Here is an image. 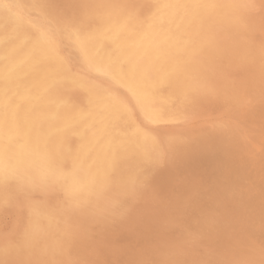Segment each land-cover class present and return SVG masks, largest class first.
<instances>
[{
  "label": "rangeland",
  "instance_id": "1",
  "mask_svg": "<svg viewBox=\"0 0 264 264\" xmlns=\"http://www.w3.org/2000/svg\"><path fill=\"white\" fill-rule=\"evenodd\" d=\"M65 1L64 0H42V1L41 0H3V1L0 0V13H1L0 19L2 20V21L0 20V27L7 25V24H9L8 26H11V25L12 26H14V25L19 26L21 29L25 30V32L28 33L27 36L33 37V35H34L33 38H36L37 41L41 45L53 47V49L55 51V55H56V59H55L56 61L51 62L53 64H52V68H51L52 69L51 73L49 75L50 81H49L48 85L45 87V89L42 91V94H43V96L46 95V96L55 98L57 100V103L59 104V106L61 105L60 107H58L59 109H61V108L63 109L66 105H67V107L75 106V104L77 105V104L82 103V101L87 100V98H86V86L84 84V81H87V83L93 84V85L105 86L106 88H109V90H110L109 92H111L112 94H114V95L118 94L121 98H128L125 95L126 90L123 88V86H125V85H116L114 83H105V81L103 80V78H104L103 73L101 71H100V73L96 72L93 67H90L84 61V58L82 56L81 47H80V45H78V43H79L78 37H81V31L83 30L84 27H85L84 29L88 28V25L89 26H92L93 24L96 25V21H95L93 15H95V14L97 15L98 13H100V18L102 17L103 14H105V15H103V17H108L112 20L114 19L115 22L117 21L116 22L117 28L115 30H118V29L120 31L122 30L120 22L122 20H124V18H125L126 22L128 21L127 23L133 24L136 22V24H137L140 22L137 25L151 27L157 31L159 30L158 31L159 33L165 34L164 36H167V38H171V39L177 38L179 41H181V44L183 43L182 48L184 49V50L181 49V55L183 57L185 56L184 60L190 61V64L188 63L186 65V68H185L188 70L187 72L190 71L188 74L189 76H188V82H187L190 84L186 85V87H187V88H185L186 90L183 91L179 97L181 99L185 98L184 102L181 99H180V101H181L180 102L179 98L176 99L177 101L175 100L174 103L172 104L173 109H171V110L173 112H171V116L169 118L165 117L166 120L164 118L163 121H161L159 123H155V126H154V124H146L145 115L140 113L137 106L134 105L132 102L129 103V105H128L129 108L125 107L124 105L119 106V109H118L119 111L129 114L131 116V118L133 119V122L125 124L124 127L127 130L130 129L133 131L136 130V128L143 129L145 132H147L149 134L150 138L153 141H152V143H149L146 145V150L148 149L147 156L144 157L143 159H141L140 161H138V164H137V162H135V164L133 163V165H135V167L133 165L131 166V168H130V169H132L131 172L124 170V168H122V167L121 168L117 167L115 169L114 168L116 166L115 164H113V165L109 164L110 159H113L115 161V163L117 162V160L113 156V150H116V152L119 150L118 154L121 153V155H119L120 157H118V159L121 160V158H122L123 161H126V159L129 158V154H128L129 151H128L127 146H125V140L121 141L122 143L119 142L118 144L113 142L114 136L117 135V127L121 126V125H117V124L113 125V131H112L113 135L111 136V139H110V145H111L110 147L111 148L110 147L106 148V150L101 154V161L103 163L109 164V172H110L107 174V177H108V178L106 177L107 181L105 179L103 182H101L102 185L100 186L99 192H101L102 194L98 193V195L92 197L91 199L89 198L88 200L87 199L85 200L82 198H76L75 199L73 197H71L72 198L71 199L69 197L71 195L69 193H66L64 187H62V185L59 182L57 183V181H55L54 179H51V178L38 179V181L43 182V183L38 182L37 179H34L33 181H31L29 178H18V179H14V180L9 179L8 180L9 183L6 182V184H4L6 187L4 185H3V187L1 186L0 187V193H1L0 194V200H1L0 201V240H1L0 241V251L2 253V254L0 253L1 254L0 258H2V260L0 259L1 263L5 264V261L7 262V260L9 262V263L7 262L8 264H11V263L12 264H26V262H27V264H29V262L31 264H40V263L44 264L43 260H46L45 264H56L58 261L59 262L57 264H64L63 262H65V264H70V262H72V261L73 262L71 264H73V263L74 264L75 263L80 264V262H83V261H89V262H91V264H260L259 262L261 260H262L261 263H263L264 262V260H263L264 259V257H263L264 256V246H263L264 245V196L262 197V195H264V168H263L264 167V158L262 156H264V152H263V150H264V148H263L264 147V131H263L264 130V128H263L264 127V118L262 119L261 117L264 115V96H262V95H264V92H263V90H264V88H263V86H264V83H263V80H264V73H263L264 72V42H263L264 41V34H263L264 33V31H263V29H264V23H263L264 18H262V17H264V15H263L264 14V1L263 0L262 1L261 0H258V1H255V0H237V1L236 0H233V1L228 0V2H229L228 3L227 0H225V1L224 0H214V1L207 0L210 2V5H209V2L206 3V0H194V2L197 1L198 4H197V2L195 3L196 6L193 9L194 11H192V13H191V10L185 8L183 5H180V4H182L181 0H178L179 2L177 0L176 1L175 0H173V1L169 0L166 3H165L166 0L165 1L164 0H160V1L158 0V2H161V4L158 3L157 0H153V2H151L152 0H150V1L149 0H137V1L136 0H133V1L132 0H108L109 3L107 0H98V1L97 0H83V1L82 0H80V1H78V0H76V1L75 0H65ZM84 1L86 3H84ZM99 1H101L102 3L101 2L99 3ZM113 1H115L117 4ZM147 1H149V2H147ZM223 1H224V3H223ZM238 1H240V2H238ZM90 2H92V3L96 2V3L94 5ZM154 2L157 4H160V5H158L159 7ZM245 2H246V4H245ZM255 2L258 3L257 5H259V6L255 5ZM74 3H75V5H74ZM79 3H81V4H79ZM126 3H127V6L125 5ZM131 3H132V5H130ZM241 3H242V5H241ZM247 3H248V5H247ZM97 4H99L100 6ZM105 4H106V6H105ZM107 4L109 7L110 6H112V7L108 8ZM162 4L165 7L172 5L173 8L177 5H179V9H177L178 6L175 7L176 11L173 9V11H175V12H173L171 14L172 16L169 15L168 17H165V19L163 17H160L162 19V21L160 19H158V21L152 20V19H154L153 17H155V18L158 17L157 15H159L160 11L162 10L161 9ZM220 4H222L223 7ZM223 4H225V7ZM237 4H238V6H237ZM249 4H252L255 7L252 5H249ZM103 5H104V7H102ZM115 5H117L116 9L120 8L122 10L123 8H125V9H123L124 11H122L120 14L121 10L117 9V11H116V9H114ZM128 5L130 8L128 7ZM211 5H212V8H211ZM229 5H230V7H229ZM244 5H246L247 8L253 7L254 9L253 10L249 9V12H248L247 11L248 9ZM8 6L13 7L15 10H17V13L14 14L12 12V10H8L9 9ZM42 7H44V9ZM50 7H51V9H50ZM57 7H59L58 8L59 10L57 9ZM88 7H89V9H88ZM98 7H99V9H101V11L98 9ZM126 7H128V8H126ZM201 7H203V8H201ZM259 7H262V9H261L262 11H260V9H258ZM45 8H48V9H45ZM95 8L97 9V11ZM134 8H136V9L134 10ZM182 8H183V10H182ZM220 8H222V9L224 8L223 9L224 11H222V9H220ZM104 9H105V12H104ZM154 9H156V11ZM200 9H201V11H199ZM209 9H211L210 12L208 11ZM231 9H233V11L235 9V11H234L235 14L232 15L233 11ZM241 9H242V11H241ZM257 9H258V11H257ZM68 10H70V12ZM82 10H84V12ZM217 10H218V12H217ZM47 11H48V13H47ZM112 11H114V12H112ZM203 11L205 12V14ZM250 11H252V13H254L256 11L255 16L253 18H252V13H250ZM49 12L51 14H49ZM87 12H89V14ZM91 12H93L92 16H90ZM150 12H153V14ZM180 12H183V13L180 14ZM199 12H200V14H199ZM201 12H203V13H201ZM223 12L226 13V15ZM258 12H260V13L262 12L263 14L262 13L261 14L263 16ZM132 13H134V14H132ZM256 13H258V15ZM47 14H49V15H47ZM106 14H108V16H106ZM112 14H114L115 16H113ZM146 14H148L149 16H146ZM178 14L181 16H178ZM78 15L82 18V19L80 18V21H79ZM118 15H119L120 19H122V20L119 19ZM218 15L219 16L221 15V17H219ZM235 15H237V16H235ZM244 15L246 16V18ZM3 16H4V18H3ZM57 17H58V19H57ZM115 17H118V18H116V20H115ZM130 17H132V18H130ZM136 17H137V21H136ZM191 17H193V18H191ZM215 17H217L219 20L216 19ZM230 17H232L233 20L235 19V21H230V20H232V18H230ZM243 17L245 19H243ZM102 18L100 20L101 24H102ZM227 18H230L229 21ZM238 18H239V21H241V22H238ZM254 18H255V20H257L259 18L258 22L256 21L257 24L254 23L255 22ZM34 19H36L39 23H37V21ZM69 19L72 22H69L70 21ZM90 19L92 21H89ZM148 19H150V20H148ZM209 19L210 20L212 19L213 22L210 21ZM132 20H135V21H132ZM195 20L197 23L195 22ZM25 21H27V22H25ZM74 21H76V22H74ZM214 21H217V22L214 23ZM148 22H149V24H148ZM81 23H82V25H81ZM154 23H155V25H157L156 26L157 29L154 26ZM246 23H249V25ZM258 23L261 26H259ZM101 24H100V26H101ZM145 24H147V25H145ZM203 24H205V25H203ZM72 25L73 26L76 25L75 27L77 29L75 27H73ZM162 25H163V27H159ZM164 25L166 28L164 27ZM181 25H183L184 27ZM223 25L225 26V28H223L224 27ZM167 26H169L170 28L168 27V29H167ZM180 26L182 27V29L180 28ZM186 26H188V27L186 28ZM210 26H211V28H210ZM217 26H219V27H217ZM259 27L261 28V30L259 29ZM29 29H30V31H26ZM206 29L208 30V33H207ZM257 29H259V30H257ZM180 30H182V31H180ZM250 30H251V32H250ZM205 31H206V33H205ZM217 31L218 32L220 31L221 35H220V32L218 33ZM261 31H263V32L261 33ZM122 32H124V33L127 32V34L126 33L125 34L128 37L123 33V35L126 39L125 41H128V39L129 40L132 39V35H131L132 31L124 29V30H122ZM211 33L212 34L214 33V34L212 35ZM223 33L224 34L227 33L226 34L227 37L224 36ZM207 34H210V35L207 36ZM236 34H237V36H236ZM242 34H243V36H242ZM185 35H188L189 37H187ZM0 36H1L0 37V50L2 51V52L0 51V64L5 65L6 63H8L10 56L3 49L7 47V43L10 40H9V37L6 38L5 35H0ZM200 36H201V38H199ZM197 37H198V39H197ZM210 37H211V39H210ZM248 37H249V39H248ZM205 38H207V41ZM217 38H220L221 40L224 39V40L221 41L220 39H217ZM182 39H183V42H182ZM201 39H203V41ZM225 41H227V43ZM252 41H253V43H252ZM199 42H200V44H199ZM210 42H211V44H210ZM196 43H198V44L196 45ZM4 44H5V46H4ZM193 45L195 46L194 47L195 50L193 49ZM206 45H207V47H206ZM225 45H227V47ZM196 46H197V49H196ZM199 46H201V47H199ZM213 46L215 48H212ZM217 46H219V47H217ZM189 48H191V49H189ZM227 48H229V49H227ZM201 50H203L204 52ZM4 51H5V53H4ZM113 51H115V48H113V47L112 48L110 47L107 49L108 60L111 63L115 61L114 57H116V56H114V55H116L115 54L116 51L115 52H113ZM186 51L188 54L186 53ZM112 52H113V54H112ZM190 52L192 54L194 53L192 55L193 59L190 57V54H191ZM186 55H188V57ZM205 56H207V57H205ZM234 56H235V58H234ZM254 56H256V57H254ZM143 58H145L144 55H143ZM191 59L194 62H192ZM202 59L204 61L206 60V62H204ZM225 60H226V62H225ZM135 61L136 60L128 61L129 64H127V65H129L130 69H132V70L138 69L140 67V63L142 62V61L141 62L140 61L135 62ZM212 61H215V62H212ZM229 61L230 62L232 61V63H230ZM234 61H236V64L234 63ZM196 62H198V64ZM203 63L205 65H207L208 67L205 66ZM192 64H195L197 68L193 69L194 67L192 66ZM201 64H203L204 67H202ZM188 65L190 67H188ZM40 66H41V62H37V63L35 62L32 65V69L35 71H38L40 69L39 68ZM58 66H59V68H58ZM121 67H122V69H121L122 74L125 72L124 69L129 68V67L125 68L124 66H121ZM213 67H214V69H213ZM225 67H228V68H225ZM199 68H201V69H199ZM204 68L206 69V71ZM208 68H209V70H207ZM223 68H224V70H223ZM255 69L257 71H255ZM191 70L193 71V73L191 72ZM194 70H196V71H194ZM219 71H222L221 72L222 75L219 73ZM210 72L211 73L213 72V75ZM215 72H218L219 75H217V73L215 74ZM7 74L8 75L6 77H4V76H2V78L0 77V92H1V94H4L5 98H7L9 96V91H8L9 89L3 88V86H1V85H3L2 83H3L4 78L10 79V80L12 79L13 82L18 81L17 83H19V82L21 83L20 75L12 73V71H8ZM63 74H64V76H63ZM255 75H256V77H255ZM257 75H258V77H257ZM200 76H202V77H200ZM216 76L218 78H216ZM220 76L222 79L220 78ZM260 76H262L263 79H261ZM239 77L242 79L243 83L241 82V79ZM194 78L197 79L198 81H195ZM204 78H206V79H204ZM213 78H215V79H213ZM258 78L261 79L262 81L261 80L259 81ZM147 79H151L150 74L148 75ZM218 79H220L221 81H219ZM223 79H224V81H222ZM235 79H237V80H235ZM249 80H251V81H249ZM203 81L205 83L206 88L204 86ZM199 82L202 86L199 84ZM210 82L213 84H210ZM220 82H222L223 84L222 83L220 84ZM224 82L227 84L229 83L228 86ZM246 82H247V84H246ZM251 82L254 84H251ZM241 83H242V85H241ZM255 83L257 86L255 85ZM64 84H66V85H64ZM196 85L197 86L199 85V87H197ZM210 85H212V87ZM234 85H236V86H234ZM215 86L216 87L218 86V88H216ZM241 86H242V88H241ZM231 87H232V89H231ZM211 88H213V90ZM30 89H31V87H29L28 89L24 88L23 94L20 98L16 97L20 93L19 90L14 91L10 95L11 96L10 101H13L16 105H18V111L16 113L17 115H19L22 112H25L22 114L25 115L26 117H29L33 114V112H34L33 106L26 105L28 100H29V92L31 91ZM54 89H55V91H54ZM192 89L196 92H194ZM209 89H211V91ZM51 90H53V91H51ZM197 90H198V93H197ZM199 90H200V92H199ZM215 90H216L217 96H216ZM227 90L228 91L230 90L229 93ZM238 90H239V92H241L239 95H237ZM190 91H192V92H190ZM212 91H213V93H212ZM221 91H222L223 95L221 94ZM244 91L246 92V94ZM247 91L249 92V94ZM257 91L258 92L262 91L263 93H257ZM63 92H64V94L66 93L67 95L65 94V96H63L64 95ZM201 92H203L202 94H204L202 98L200 97V96H202V94H199ZM26 93H27V95H25ZM192 93L194 95L195 94L196 95L193 96ZM226 94H228V95H226ZM253 94H257V95H253ZM260 94H261V96H260ZM207 95L209 97H204ZM210 95H212L211 98H210ZM218 95H220V96H218ZM234 95L237 97H235ZM57 96L60 97L59 98L60 100L58 99ZM183 96H185V97H183ZM188 96H190V97H188ZM225 96H226L227 100H225ZM248 96H250V98ZM215 97L217 99H219V101L216 100ZM233 97H234V99H233ZM220 98H222L221 99L222 101L220 100ZM200 99H201V101H200ZM207 99L209 101H206ZM210 99H212V100H210ZM223 99H224V101H223ZM243 99H244V101H243ZM247 99L250 101L245 102V101H247ZM251 99H254V101ZM234 101H236L237 103ZM185 102L189 103V105ZM224 102H226L230 106H228L226 103L223 104ZM231 102L233 103V105L231 104ZM196 103H198V104L195 107ZM202 103H203V105H201ZM235 103H236V105H235ZM176 104H178V105H176ZM181 104H182V106H181ZM25 105H26V107H25ZM187 106H189V107H187ZM174 107H175V109H174ZM197 107L200 111L197 109ZM228 108L231 110L228 111L229 110ZM232 108H233V110H232ZM261 108H263V109H261ZM176 109L178 110L179 113L177 112ZM196 110H197V112H196ZM249 110H251L252 114L249 112ZM19 111H20V113H19ZM104 111L105 110L103 109L101 111V113ZM259 111H260V114H259ZM181 112H183L185 115L182 114ZM193 112H195V113H193ZM253 112L254 113L256 112V113L253 114ZM190 113H191V115H190ZM249 113L253 116H251ZM180 114H182L181 116L183 118L180 116ZM195 114L197 115V117ZM236 114H237V116H236ZM243 116H245V117H243ZM258 117H260L261 120ZM185 118L187 120H185ZM176 119L181 120L182 122H184V121L185 122L182 123L180 121L181 122V125H180V122L179 121L177 122ZM188 119L189 120L191 119V120L188 121ZM252 119H254V120H252ZM245 120H247V121H245ZM164 121H165V123H164ZM185 123H187V125ZM43 126H44L43 123L39 122V123L31 124L30 127L32 129L37 130L38 132L42 133ZM186 130L188 132H186ZM250 131L252 133H250ZM93 132H94V129H92L88 134H91ZM190 132H191V134H190ZM213 132L216 134H214ZM224 132L227 134H225ZM66 133L69 134V130H67ZM233 135H235V136H233ZM162 136H164L165 138H162ZM172 136H175V137L177 136V137H176V139H174L175 137H172ZM181 136L184 138L180 139ZM157 138H159V139H157ZM225 138H226V140H225ZM168 139H170V140H168ZM183 139H185L186 141ZM188 139H189V142H188ZM202 139L204 142L202 141ZM229 139H231V140H229ZM256 139H258V140H256ZM159 140H160V142H159ZM252 140H254V141H252ZM163 142L166 144H164ZM190 142H192V143H190ZM194 142H195V144H194ZM232 142H233V144H232ZM236 143H237V145H235ZM70 144H71V146H70ZM151 144H152V147H149ZM199 144L202 146H200ZM213 144H215V146ZM61 145L63 146L62 148H64V149L67 146L69 148L70 152L73 150L71 152V153H73L77 148H79L82 145H85V143L83 142L81 135H72V136L67 135V137L65 136V139H62ZM154 145H156V146H154ZM160 145H162V147ZM164 146L167 147V151H165L166 147L163 148ZM171 146L173 149H169V148H171ZM247 146H249V148H247ZM48 147H49V149H51L50 144L48 146H46L47 150H49ZM188 147H190V148H188ZM177 148L179 150H177ZM64 149H62V150H64ZM185 149H186V151H185ZM232 149H234V151ZM170 150H171V152H169ZM122 151H124V152H122ZM189 151H191L192 153L191 152L189 153ZM180 152L182 154H180ZM158 153L159 154L162 153L161 156H159ZM176 153H177V156H176ZM250 153L251 154L253 153V154L251 155ZM123 154H125V155H123ZM151 154H152V156H151ZM167 154H169V155H167ZM68 156L69 155L66 154L64 161H61V163H60L61 168H64L66 170L69 168V166L67 168V165L70 164V163L68 164L69 161H66V160H68V158H67ZM126 156H128V158ZM167 156H169L168 157L169 159L165 158ZM214 156H216L215 159H214ZM106 157H107V159H106ZM108 157H110V158H108ZM147 157L152 158V159H147ZM218 157H219V159H218ZM153 158L154 159L156 158L157 160H154ZM223 158H225V159H223ZM146 159H147V161H146ZM164 159H165V161H164ZM167 159L170 160V162ZM176 160H177V162H176ZM254 160H256V161H254ZM148 161H149V163H148ZM251 161H253V162H251ZM159 162H161V163L159 164ZM168 162H169V165L166 164ZM250 162L253 164L251 165ZM187 163H189V164H187ZM248 163H250V164H248ZM143 164H144L145 168H147V171L144 168V166H142ZM147 164H149L151 166H149ZM153 164H155V166ZM256 164L258 165L257 167H255ZM184 165L185 166L187 165L186 166L187 168ZM164 166H166L165 168L167 170L162 168ZM217 166H218V168H217ZM168 167H170V168H168ZM213 167H215V168H213ZM221 167L223 170H225V172L221 169ZM141 168L143 170H141ZM157 168H159V169H157ZM161 168H162V170H161ZM114 169H115V171H114ZM216 169L218 170L217 172H216ZM138 171H139V173H138ZM230 171H231V173H230ZM242 171H243V173H242ZM149 172L152 175H150ZM155 172H157V173H155ZM236 172H237L238 176L236 175ZM112 173L114 175H111ZM154 173H155V176H154ZM239 173H240V175H239ZM128 174H130V175H128ZM133 174H135V175H133ZM253 174H255V175H253ZM119 175L123 178V180L121 177H119ZM225 175L227 176V178L225 177ZM136 176L138 178L140 176V178H139L140 180ZM228 176H229V178H228ZM109 177L112 179H109ZM134 177H136L137 179ZM234 177H235V179H234ZM118 179H119V181H118ZM145 179H147V180H145ZM256 179H257V181H256ZM19 180H21V182H19ZM27 180L29 181V183ZM35 180H36V182H35ZM131 180L135 181V182H132ZM238 180H242V181H238ZM243 180H245V182ZM45 181L49 182L50 184L46 183ZM121 181L123 184L121 183ZM139 181L140 182L143 181V183L141 182L143 185H141ZM223 181L226 183H224ZM145 182L147 183V187H146ZM148 182H149V185H148ZM213 182H215V184H213ZM221 182L223 185L221 184ZM259 182L262 186H260ZM12 183H14L15 185H13ZM32 183H33V185H32ZM124 183L127 185H125ZM129 184H131V185H129ZM136 184H138V185H136ZM226 184L229 186H227ZM256 184L258 185V187ZM7 185L11 186V188L8 187ZM20 185H22V186H20ZM23 185H24V187H23ZM25 185H26V187H25ZM110 185H112V186H110ZM34 186H36V187H34ZM37 186L40 188H38ZM131 186H132V188H130ZM138 186L144 190H142V189L140 190ZM226 186H227V188H226ZM137 187H138V189H137ZM229 187H230V190H229ZM4 188L6 190H4ZM42 188H43V190H42ZM120 188L121 189L123 188V189L121 190ZM145 188H146V190H145ZM224 188H226V189H224ZM13 189H15L14 192H13ZM63 189H64V191H63ZM125 189H126V191H125ZM127 189L128 190L130 189L129 190L130 192ZM134 189L136 190V193L138 192L139 194H136ZM9 190H12V191H9ZM58 190H59V192H58ZM239 191H241L242 193ZM116 192H117V194H116ZM131 193H133L132 196H134V197L131 196ZM143 193H144V195H142ZM23 194H24V197H23ZM121 194H122V196H121ZM118 195H120V196H118ZM137 195H139V196L137 197ZM26 196L29 198H26ZM64 196H66L67 198ZM234 196L236 198H232ZM253 196L254 197L256 196V197L254 198ZM65 198L68 200H66ZM22 199H23L24 203H23ZM81 199H82V201H81ZM77 200L80 202V204L75 203L76 204L75 205L73 202L74 201L78 202ZM25 201H27V202H25ZM32 201H33V203H32ZM58 201H59V203H58ZM71 201H73V202H71ZM27 204H28V206H27ZM66 204H68V205H66ZM70 204H72V206ZM34 206H35V208H34ZM66 206H67V208H65ZM220 207H222V209ZM232 207H233V209H232ZM234 207H236V208H234ZM63 208H65V209H63ZM259 208H260V210H259ZM52 209H53V211H52ZM90 209H91V211H90ZM118 209H119V211H118ZM212 209H214V210H212ZM22 210H23V212H21ZM43 210H45V211H43ZM82 210H84V211L82 212ZM60 211H62V212H60ZM63 211H65V212L63 213ZM72 211L73 212L75 211L76 213L78 212V215L75 212L73 214ZM80 211H81V213H80ZM87 211L88 212L90 211L89 213H91V214L86 213ZM30 212H33L34 214L30 213ZM84 212L86 213V215ZM245 212H246V215H245ZM37 213H39V214H37ZM53 213H55V214H53ZM65 213H67V214H65ZM82 213L84 216L81 215ZM199 213H201L202 215ZM32 214L34 216H31ZM215 214H216V216H215ZM22 215L26 219L21 217ZM53 215L54 216L57 215L56 219ZM70 215H72V216H70ZM80 215L83 218L80 217ZM88 215H90V216H88ZM222 215H224V217ZM45 216H47V217H45ZM76 216H77V218H76ZM94 216H95V218H94ZM96 217H98V219H96ZM199 217H200V219H199ZM39 218L40 219L43 218L46 221L45 220L42 221V219H41V221H39L40 220ZM62 219H64V220H62ZM99 219H101L103 222ZM198 219H199V221H198ZM81 220H82V222H76V221H81ZM212 220H213V222H212ZM230 220H231V222H230ZM37 221H38V225H37ZM47 221H48V223H47ZM61 221L66 226H64V224H62ZM92 221L95 222L93 225L91 224ZM83 222H85V224ZM35 223H36V225H35ZM52 223H55L54 226L56 228L52 225ZM81 223H83V224H81ZM32 224H34V225H32ZM77 224H79V225H77ZM26 225H28V226H26ZM45 225H47L46 228H45ZM69 225H71V226H69ZM237 225H239V226H237ZM62 226H63V228H62ZM83 226H85V227L83 228ZM215 226H217V227H215ZM228 226H230V227L227 228ZM52 227H54V228H52ZM74 227H76V228H74ZM66 228L67 229L69 228V229L66 230ZM206 228H208L209 230ZM219 228H220V230H219ZM32 229L34 231H32ZM213 229H214V231H213ZM234 229H235V231H234ZM244 229H245V231L242 232ZM27 230L29 232L31 231L30 235L28 234L29 232ZM59 230H62L63 232L59 231ZM19 231H20V233H19ZM22 231H23V233H22ZM36 232L40 233V235L35 234ZM66 232H67V234H66ZM49 233L52 235H50ZM235 233H236V235H235ZM77 234L78 235L80 234L79 237ZM238 234L240 236H238ZM14 235H16L17 237ZM62 235H63V237H61ZM83 235H85V237ZM36 237H37V240H36L37 242H35V240H33V238L36 239ZM51 237H53V238L51 239ZM27 238H29V240ZM46 238H47V240H46ZM55 238H57V239H55ZM86 238H88V239H86ZM240 238L242 240L243 239L244 240L242 241ZM70 239H71V242H70ZM23 240H25L26 243ZM63 240H64V242H63ZM29 241H31V242L33 241L32 243H36L37 245L32 244L31 242L29 244ZM78 241H79V243L81 242L82 244H79ZM5 242H8V243L10 242L11 244L13 243L12 247H11L10 243H9L10 247H8V243H5ZM51 242H53V243H51ZM85 242L87 244V245H85L86 247H84V245H83V244H85ZM45 243H48V244H45ZM73 243H74V245H73ZM6 244H7V246H6ZM27 244H29L30 246ZM60 244L62 245V247L60 246ZM66 244H68V245H66ZM23 245L25 247H28V248H25ZM50 246H52V248ZM245 247H246V249H245ZM5 248H7L8 250L7 249L5 250ZM23 248L26 250H24ZM29 248L31 249V251H28ZM66 248H68V250ZM79 248H81V249H79ZM90 248H91V250H90ZM254 248H255V250L257 248V250L254 251ZM50 249H52V251H50ZM65 249L67 252L65 251ZM23 250L26 252H24ZM38 250L40 251V253H38L39 252ZM54 250H57L58 252L57 251L54 252ZM87 250H89V251H87ZM244 250L249 251V252L245 253L246 251L244 252ZM3 251H6V252H3ZM97 251H99L100 253ZM27 252H28V254H27ZM61 252L63 253V255ZM252 252H253V254H252ZM4 253H5V256H4ZM14 253L15 254L17 253V254L15 255ZM34 253L35 254L37 253L36 254L37 256ZM79 253H80V255H79ZM6 254H8V255H6ZM33 254H34V256H33ZM24 255H26V262L22 263L21 261L25 260ZM41 256H43V257L41 258ZM52 256L54 257L55 260L51 259V258H53ZM80 256H82L83 261H81ZM5 257L7 258V260ZM22 257H24V258H22ZM63 257L67 258L68 261L66 259H64ZM234 257H236V258H234ZM246 257H247V260H245ZM59 258H62V260ZM84 258H86V259H84ZM239 258H241V259H239ZM27 259H29V260H27ZM48 259H50V260H48ZM9 260L10 261L13 260V261L10 262ZM32 260H34V262ZM200 260H202V261L199 262ZM18 261H20V262H18ZM42 261H43V263H42ZM203 261H204V263H203ZM243 261H245V262H243Z\"/></svg>",
  "mask_w": 264,
  "mask_h": 264
},
{
  "label": "bare ground",
  "instance_id": "2",
  "mask_svg": "<svg viewBox=\"0 0 264 264\" xmlns=\"http://www.w3.org/2000/svg\"><path fill=\"white\" fill-rule=\"evenodd\" d=\"M3 1V0H2ZM42 1V0H41ZM65 1V0H64ZM76 1V0H75ZM78 1H80V0H78ZM83 1V0H82ZM98 1V0H97ZM108 1V0H107ZM106 1V2H107ZM133 1V0H132ZM137 1V0H136ZM150 1V0H149ZM149 1H147V2H149ZM160 1V0H159ZM165 1V0H164ZM167 1H169V0H166L165 1V3L167 2ZM170 1H173V0H170ZM176 1V0H175ZM178 1V0H177ZM182 2V4H180V5H183L185 8H187V9H189V10H191V13H192V11H194L193 9L195 8V3L197 2H194V0H181ZM212 1H214V0H212ZM211 1V2H212ZM225 1V0H224ZM224 1H223V3H224ZM233 1V0H232ZM237 1V0H236ZM255 1H258V0H255ZM262 1V0H261ZM264 1V0H263ZM47 2V1H46ZM49 2V1H48ZM58 2V1H57ZM66 2V1H65ZM70 2V1H69ZM94 2V1H93ZM101 1H99V3H100ZM111 2V1H110ZM113 2H115V1H113ZM119 2V1H118ZM130 2V1H129ZM135 2V1H134ZM146 2V3H147ZM151 2H153V0L151 1ZM157 2H158V0H157ZM179 2V1H178ZM205 2V1H204ZM209 1H207L206 0V3H208ZM220 2V1H219ZM227 2H228V0H227ZM238 2H240V1H238ZM237 2V3H238ZM251 2V1H250ZM2 3V2H1ZM17 3V2H16ZM35 3V2H34ZM72 3V2H71ZM84 3H86L85 1H84ZM90 3H92V2H90ZM96 3V2H95ZM95 3H92V4H94L95 5ZM102 3V2H101ZM108 3H109V1H108ZM116 3V2H115ZM128 3V2H127ZM127 3L125 4L126 6H127ZM138 3V2H137ZM142 3V2H141ZM155 3V2H154ZM158 3H160L161 4V2H158ZM176 3V2H175ZM229 3V2H228ZM231 3V2H230ZM6 4V3H5ZM42 4V3H41ZM52 4V3H51ZM79 4H81V3H79ZM88 4V3H87ZM86 4V5H87ZM112 4V3H111ZM110 4V5H111ZM114 4V3H113ZM117 4V3H116ZM121 4V3H120ZM155 4H157V3H155ZM160 4H157V6L158 5H160ZM164 4V3H163ZM161 5L162 7H161V11H160V13H159V15H157L158 17L157 18H155V17H153L154 19H152V20H157L158 21V19H160L161 21H162V19L160 18V17H163L164 19H165V17H168L169 15H171L173 12H175L176 11V9H175V7H177L178 6V8L177 9H179V5H177V6H175L174 8H173V6L172 5H169V6H164V5ZM171 4V3H170ZM197 4H198V2H197ZM212 4V3H211ZM227 4V3H226ZM245 4H246V2H245ZM258 3H256L255 2V5H257ZM261 4V3H260ZM9 5V4H8ZM37 5V4H36ZM40 5V4H39ZM49 5V4H48ZM70 5V4H69ZM74 5H75V3H74ZM73 5V6H74ZM97 5H99V4H97ZM102 5V4H101ZM130 5H132V3L130 4ZM150 5V4H149ZM153 5V4H152ZM201 5V4H200ZM207 5V4H206ZM209 5H210V2H209ZM214 5V4H213ZM221 6H222V4H220ZM224 5V7H225V4H223ZM231 5V4H230ZM230 5H229V7H230ZM234 5V4H233ZM241 5H242V3H241ZM247 5H248V3H247ZM249 5H252V4H249ZM263 5V4H262ZM261 5V6H262ZM5 6V5H4ZM16 6V5H15ZM38 6V5H37ZM52 6V5H51ZM100 6V5H99ZM105 6H106V4H105ZM107 6H108V4H107ZM116 6L117 5H115L114 7V9H116ZM121 6V5H120ZM138 6V5H137ZM156 6V7H157ZM237 6H238V4H237ZM245 7H246V5H244ZM252 6H254V5H252ZM257 6H259V5H257ZM69 7V6H68ZM71 7V6H70ZM75 7V6H74ZM86 7V6H85ZM92 7V6H91ZM90 7V8H91ZM96 7V6H95ZM102 7H104V5L102 6ZM110 7H112V6H110ZM109 6H108V8H110ZM128 7H129V5H128ZM128 7H126V8H128ZM142 7V6H141ZM159 7V6H158ZM218 7V6H217ZM223 7V6H222ZM228 7V8H229ZM255 7V6H254ZM8 10H12V12L14 13V14H16L17 13V10H15L13 7H9L8 6ZM43 9H44V7H42ZM41 8V9H42ZM54 8V7H53ZM59 7H57V9H58ZM81 8V7H80ZM83 8V7H82ZM97 8V7H96ZM95 8V9H96ZM106 8V7H105ZM130 8V7H129ZM144 8V7H143ZM201 8H203V7H201ZM211 8H212V5H211ZM233 8V7H232ZM237 8V7H236ZM247 8V7H246ZM45 9H48V8H45ZM50 9H51V7H50ZM55 9V8H54ZM88 9H89V7H88ZM94 9V8H93ZM98 9H99V7H98ZM117 9H120V8H117ZM117 9H116V11H117ZM123 9H125V8H123ZM121 10L120 11V14H121V12L122 11H124V10ZM136 8H134V10H135ZM158 9V8H157ZM173 9L175 10V11H173ZM181 9V8H180ZM220 9H222V8H220ZM224 9V8H223ZM222 9V11H224ZM238 9V8H237ZM236 9V10H237ZM248 10V12H249V9H254L253 7H251V8H247ZM258 9H260V11H262L261 9H262V7H259ZM258 9H257V11H258ZM59 10V9H58ZM67 10V9H66ZM71 10V9H70ZM70 10H68L69 12H70ZM80 10V9H79ZM91 10V9H90ZM89 10V11H90ZM100 11H101V9H99ZM112 10V9H111ZM140 10V9H139ZM152 10V9H151ZM155 11H156V9H154ZM182 10H183V8H182ZM198 10V9H197ZM210 10L211 9H209L208 11L210 12ZM232 11H233V9H231ZM256 10V9H255ZM26 11V10H25ZM49 11V10H48ZM48 11H47V13H48ZM78 11V10H77ZM81 11V10H80ZM83 12H84V10H82ZM95 11V10H94ZM96 11H97V9H96ZM95 11V12H96ZM99 11V12H100ZM115 11V12H116ZM129 11V10H128ZM181 11V10H180ZM199 11H201V9L199 10ZM234 11H235V9H234ZM234 11H233V13H232V15L233 14H235L234 13ZM241 11H242V9H241ZM27 12V11H26ZM104 12H105V9H104ZM111 12V11H110ZM112 12H114V11H112ZM130 12V11H129ZM189 12V11H188ZM196 12V11H195ZM204 12V11H203ZM203 12H201V13H203ZM217 12H218V10H217ZM216 12V13H217ZM227 12V11H226ZM237 12V11H236ZM247 12V13H248ZM256 12V11H255ZM255 12L254 13H252V11H250V13H252V18L255 16ZM63 13V12H62ZM67 13V12H66ZM82 13V12H81ZM88 14H89V12H87ZM92 13L93 12H91L90 13V16H92ZM117 13V12H116ZM125 13V12H124ZM131 13V12H130ZM141 13V12H140ZM149 13V12H148ZM150 13H152L153 14V12H150ZM158 13V12H157ZM181 13H183V12H180V14ZM220 13V12H219ZM224 13V12H223ZM229 13V12H228ZM249 13V14H250ZM258 13H260V12H258ZM258 13H256L257 15H258ZM262 13V12H261ZM260 13V14H261ZM1 14V13H0ZM49 14H51L50 12H49ZM49 14H47V15H49ZM68 14V13H67ZM127 14V13H126ZM132 14H134V13H132ZM177 14V13H176ZM199 14H200V12H199ZM204 14H205V12H204ZM225 15H226V13H224ZM238 14V13H237ZM244 14V13H243ZM254 14V15H253ZM263 14V13H262ZM261 14V15H262ZM74 15V14H73ZM80 15V14H79ZM78 15V16H79ZM83 15V14H82ZM103 15H105V14H103ZM103 15H102V17H103ZM113 16H115L114 14H112ZM111 15V16H112ZM192 15V14H191ZM190 15V16H191ZM209 15V14H208ZM223 15V14H222ZM231 15V16H232ZM260 15V16H261ZM264 15V14H263ZM262 15V16H263ZM6 16V15H5ZM61 16V15H60ZM66 16V15H65ZM69 16V15H68ZM87 16V15H86ZM94 16V19H95V21H96V25H92V26H89L88 25V28H86V29H84L83 28V30L81 31V37H78V45H80V47H81V50H82V56H83V58H84V61L90 66V67H93L94 69H95V71L96 72H98V73H100V71L103 73V75H104V78H103V80L105 81V83H114V84H116V85H125V86H123V88L126 90V92H125V95H126V97H128V98H121L118 94H112L111 92H109L110 90H109V88H106L105 86H101V85H93V84H89V83H87V81H84V84H85V86H86V98H87V100L85 101H82V103H80V104H75V106H69V107H67V105L62 109H59L58 107H60L59 106V104L57 103V100L55 99V98H53V97H49V96H46V95H44L43 96V94H42V91L45 89V87L48 85V83H49V81H50V73H51V68H52V64L53 63H51L52 61H56L55 59H56V55H55V51H54V49H53V47H51V46H44V45H41L38 41H37V39L36 38H33L34 37V35H33V37H29V36H27L28 35V33L27 32H25V30H23V29H21L19 26H8L9 24H7V25H4V26H1L0 27V35H5L6 36V38L7 37H9V42L7 43V47L6 48H4L3 50H5L8 54H9V56H10V58H9V60H8V63H6L5 65H2V64H0V77L2 78V76H4V77H6L8 74V71H12V73H15V74H18V75H20V79H21V83L19 84V83H17V82H13V80L11 79H6V78H4V80H3V85H1V86H3V88H6V89H9L8 91H9V96L7 97V98H5L4 97V94H1V92H0V187L2 186L3 187V185L4 184H6V182H8V180L9 179H11V180H14V179H18V178H29L31 181H33L34 179H37V181H38V179H47V178H51V179H54L55 181H57V183L59 182L61 185H62V187H64V189H65V191H66V193H69L71 196H69L70 198L71 197H73V198H82V199H91L92 197H94V196H96V195H98V193H101V192H99L100 191V186L102 185L101 184V182H103L105 179H106V177H107V174L108 173H110L109 172V164H115L116 166L114 167L115 169L118 167V168H124V170H126V171H128V172H131V170L132 169H130L131 168V166L133 165V163L135 164V162H137V164H138V161H140L141 159H143L144 157H146L147 156V152H148V149L146 150V145L147 144H149V143H152V139L150 138V136H149V134L147 133V132H145L143 129H138V128H136V130H127L125 127H124V125L125 124H128V123H131V122H133V119L131 118V116L129 115V114H127V113H124V112H121V111H119L118 109H119V106L120 105H124L125 107H127V108H129V103L130 102H132L134 105H136L137 106V108H138V110H139V112L140 113H142L143 115H145V120H146V124H154V126H155V123H159V122H161V121H163L164 120V118L166 117H170L171 116V112H173L171 109H173L172 108V104L174 103V101L176 100V99H178L179 97H180V95H181V93L183 92V91H185L186 89L185 88H187L186 87V85H188V84H190V83H187L188 82V74H189V72H187L188 70L187 69H185L186 68V65L189 63L190 64V61H187V60H184V58H185V56L183 57L182 55H181V49H183L182 48V44H181V41H179L177 38H173V39H171V38H167V36H164L165 34H161V33H159L157 30H155V29H153V28H151V27H148V26H140V25H137V24H139V23H137L136 24V22L135 23H127L126 22V20H125V18H124V20H122V19H120V17H119V15H118V17H119V19L120 20H122L120 23H121V27H122V30H124V29H126V30H130V31H132V39L131 40H129L128 39V41H125L126 39H125V37H124V35H123V33L124 32H122V30L120 31L119 29L118 30H115L116 28H117V21L115 22L114 21V19L112 20V19H110V18H108V17H101L102 18V24L100 23V20H101V18H100V13H98L97 15L95 14V15H93ZM106 16H108V14H106ZM117 16V15H116ZM121 16V15H120ZM124 16V15H123ZM127 16V15H126ZM131 16V15H130ZM137 16V15H136ZM140 16V15H139ZM146 16H149L148 14H146ZM172 16V15H171ZM178 16H181V15H179L178 14ZM177 16V17H178ZM199 16V15H198ZM210 16V15H209ZM219 16V15H218ZM217 16V17H218ZM235 16H237V15H235ZM245 16V15H244ZM261 16V17H262ZM62 17V16H61ZM118 17H115V20H116V18H118ZM125 17V16H124ZM145 17V16H144ZM217 17H215L216 19H218ZM219 17H221V15L219 16ZM224 17V16H223ZM258 17V16H257ZM3 18H4V16H3ZM63 18V17H62ZM74 18V17H73ZM77 18V17H76ZM75 18V19H76ZM80 16H79V21H80ZM90 18V17H89ZM130 18H132V17H130ZM142 18V17H141ZM146 18V17H145ZM172 18V17H171ZM184 18V17H183ZM187 18V17H186ZM191 18H193V17H191ZM200 18V17H199ZM230 18H232V17H230ZM230 18H227L228 19V21H229V19ZM241 18V17H240ZM245 18H246V16H245ZM244 17H243V19H245ZM262 18H264V17H262ZM6 19V18H5ZM4 19V20H5ZM57 19H58V17H57ZM74 19V20H75ZM82 19V18H81ZM129 19V18H128ZM127 19V20H128ZM259 19V18H258ZM258 19L257 20H255V18H254V20H255V22L254 23H256V21L258 22ZM1 20V19H0ZM8 20V19H7ZM34 20H36V19H34ZM70 20V19H69ZM118 20V19H117ZM131 20V19H130ZM143 20V19H142ZM148 20H150V19H148ZM151 20V21H152ZM179 20V19H178ZM210 20V19H209ZM208 20V21H209ZM219 20V19H218ZM217 20V21H218ZM225 20V19H224ZM242 20V19H241ZM247 20V19H246ZM250 20V19H249ZM2 21V20H1ZM37 21V20H36ZM89 21H92L91 19L89 20ZM132 21H135V20H132ZM136 21H137V17H136ZM140 21V20H139ZM168 21V20H167ZM177 21V20H176ZM180 21V20H179ZM199 21V20H198ZM210 21H212V19L210 20ZM217 21H214V23L215 22H217ZM227 21V20H226ZM225 21V22H226ZM227 21V22H228ZM230 21H235V19L233 20V18H232V20H230ZM251 21V20H250ZM25 22H27V21H25ZM58 22V21H57ZM69 22H72L71 20L69 21ZM74 22H76V21H74ZM131 22V21H130ZM166 22V21H165ZM181 22V21H180ZM195 22H196V20H195ZM213 22V21H212ZM238 22H241V21H239V18H238ZM245 22V21H244ZM253 22V21H252ZM251 22V23H252ZM260 22V21H259ZM37 23H39L38 21H37ZM41 23V22H40ZM80 23V22H79ZM183 23V22H182ZM188 23V22H187ZM197 23V22H196ZM209 23V22H208ZM236 23V22H235ZM250 23V22H249ZM249 23H246V24H248L249 25ZM264 23V22H263ZM32 24V23H31ZM36 24V23H35ZM61 24V23H60ZM74 24V23H73ZM100 24H101V26H100ZM142 24V23H141ZM148 24H149V22H148ZM169 24V23H168ZM174 24V23H173ZM178 24V23H177ZM199 24V23H198ZM242 24V23H241ZM240 24V25H241ZM244 24V23H243ZM253 24V23H252ZM257 24V23H256ZM259 24V23H258ZM19 25V24H18ZM62 25V24H61ZM81 25H82V23H81ZM86 25V24H85ZM84 25V26H85ZM91 25V24H90ZM145 25H147V24H145ZM187 25V24H186ZM196 25V24H195ZM203 25H205V24H203ZM210 25V24H209ZM221 25V24H220ZM225 25V24H224ZM223 25V26H224ZM232 25V24H231ZM251 25V24H250ZM73 26V25H72ZM76 26V25H75ZM75 26H73V27H75ZM153 26V25H152ZM154 26L156 27L157 25H155V23H154ZM181 26H183V25H181ZM180 26V28L182 29V27ZM230 26V25H229ZM242 26V25H241ZM259 26H261L260 24H259ZM60 27V26H59ZM72 27V28H73ZM87 27V26H86ZM159 27H163V25L162 26H159ZM164 27H165V25H164ZM168 27L169 26H167V29H168ZM184 27V26H183ZM188 26H186V28H187ZM194 27V26H193ZM214 27V26H213ZM217 27H219V26H217ZM221 27V26H220ZM251 27V26H250ZM28 28V27H27ZM26 28V29H27ZM63 28V27H62ZM76 28V27H75ZM74 28V29H75ZM166 28V27H165ZM170 28V27H169ZM196 28V27H195ZM209 28V27H208ZM207 28V29H208ZM210 28H211V26H210ZM223 28H225V26L223 27ZM227 28V27H226ZM239 28V27H238ZM249 28V27H248ZM253 28V27H252ZM258 28V27H257ZM77 29V28H76ZM156 29H157V27H156ZM159 29V28H158ZM205 29V28H204ZM206 29V31H207V33H208V30ZM236 29V28H235ZM256 29V28H255ZM259 29L261 30V28L259 27ZM259 29H257V30H259ZM80 30V29H79ZM222 30V29H221ZM229 30V29H228ZM254 30V29H253ZM26 31H30V29L29 30H26ZM178 31V30H177ZM180 31H182V30H180ZM179 31V32H180ZM187 31V30H186ZM206 31H205V33H206ZM212 31V30H211ZM210 31V32H211ZM215 31V30H214ZM223 31V30H222ZM263 31H264V29H263ZM263 31H261V33L263 32ZM32 32V31H31ZM30 32V33H31ZM69 32V31H68ZM129 32V31H128ZM189 32V31H188ZM209 32V33H210ZM218 32V31H217ZM220 32V31H219ZM218 32V33H219ZM250 32H251V30H250ZM122 33V34H121ZM126 34H127V32H125ZM124 33V34H125ZM32 34V33H31ZM50 34V33H49ZM78 34V33H77ZM80 34V33H79ZM125 34V35H126ZM173 34V33H172ZM187 34V33H186ZM203 34V33H202ZM212 34V33H211ZM214 34V33H213ZM212 34V35H213ZM224 34V33H223ZM227 34V33H226ZM226 34H224V36H226ZM230 34V33H229ZM240 34V33H239ZM264 34V33H263ZM68 35V34H67ZM210 34H207V36H209ZM211 35V36H212ZM220 35H221V32H220ZM255 35V34H254ZM127 36V35H126ZM185 36H187V37H189L188 35H185ZM231 36V35H230ZM236 36H237V34H236ZM235 36V37H236ZM239 36V35H238ZM242 36H243V34H242ZM1 37V36H0ZM128 37V36H127ZM173 37V36H172ZM177 37V36H176ZM186 37V38H187ZM227 37V36H226ZM232 37V36H231ZM241 37V36H240ZM62 38V37H61ZM199 38H201V36L199 37ZM209 38V37H208ZM215 38V37H214ZM222 38V37H221ZM233 38V37H232ZM251 38V37H250ZM258 38V37H257ZM70 39V38H69ZM181 39V38H180ZM184 39V38H183ZM183 39H182V42H183ZM197 39H198V37H197ZM206 39V41H207V38H205ZM210 39H211V37H210ZM217 39H220V38H217ZM231 39V38H230ZM248 39H249V37H248ZM185 40V39H184ZM202 41H203V39H201ZM221 40V39H220ZM222 40H224V39H222ZM221 40V41H222ZM228 40V39H227ZM235 40V39H234ZM233 40V41H234ZM215 41V40H214ZM213 41V42H214ZM220 41V42H221ZM255 41V40H254ZM189 42V41H188ZM226 43H227V41H225ZM242 42V41H241ZM240 42V43H241ZM264 42V41H263ZM205 43V42H204ZM251 43V42H250ZM252 43H253V41H252ZM198 43H196V45H197ZM199 44H200V42H199ZM210 44H211V42H210ZM235 44V43H234ZM51 45V44H50ZM217 45V44H216ZM241 45V44H240ZM263 45V44H262ZM4 46H5V44H4ZM184 46V45H183ZM211 46V45H210ZM226 47H227V45H225ZM3 47V46H2ZM115 48V51H116V55H114V56H116V57H114V62H109V60H108V55H107V49L108 48ZM195 46L193 45V49L195 50V48H194ZM199 47H201V46H199ZM204 47V46H203ZM202 47V48H203ZM206 47H207V45H206ZM217 47H219V46H217ZM209 48V47H208ZM212 48H215L214 46L212 47ZM211 48V49H212ZM189 49H191V48H189ZM196 49H197V46H196ZM200 49V48H199ZM204 49V48H203ZM227 49H229V48H227ZM234 49V48H233ZM184 50V49H183ZM187 50V49H186ZM1 51V50H0ZM5 51H4V53H5ZM115 51H113V52H115ZM188 51V50H187ZM187 51H186V53H187ZM190 51V50H189ZM197 51V50H196ZM201 51H203V50H201ZM227 51V50H226ZM2 52V51H1ZM113 52H112V54H113ZM185 52V51H184ZM194 52V51H193ZM204 52V51H203ZM225 52V51H224ZM223 52V53H224ZM230 52V51H229ZM255 52V51H254ZM191 53V52H190ZM189 53V54H190ZM196 53V52H195ZM199 53V52H198ZM197 53V54H198ZM217 53V52H216ZM109 54V53H108ZM188 54V53H187ZM194 54V53H193ZM192 53L190 54V57L192 58V55H193ZM200 54V53H199ZM227 54V53H226ZM5 55V54H4ZM143 55H144V57L145 58H143ZM184 55V54H183ZM201 55V54H200ZM219 55V54H218ZM223 55V54H222ZM258 55V54H257ZM187 57H188V55H186ZM226 56V55H225ZM230 56V55H229ZM189 57V58H190ZM205 57H207V56H205ZM254 57H256V56H254ZM111 58V57H110ZM215 58V57H214ZM234 58H235V56H234ZM237 58V57H236ZM252 58V57H251ZM188 59V58H187ZM193 59V58H192ZM192 59H191V61H192ZM243 59V58H242ZM131 61V60H136L135 62H137V61H142L141 63H140V67L138 68V69H136V70H132V69H130V67H129V65H127V64H129L128 63V61ZM199 60V59H198ZM203 60V59H202ZM238 60V59H237ZM260 60V59H259ZM204 61V60H203ZM221 61V60H220ZM244 61V60H243ZM37 63V62H41V66L39 67L40 69L38 70V71H35V70H33L32 69V65H33V63ZM192 62H194V61H192ZM204 62H206V60L204 61ZM212 62H215V61H212ZM211 62V63H212ZM225 62H226V60H225ZM230 62V61H229ZM263 62V61H262ZM197 64H198V62H196ZM201 63V62H200ZM217 63V62H216ZM230 63H232V61L230 62ZM234 63L236 64V61H234ZM244 63V62H243ZM258 63V62H257ZM56 64V63H55ZM204 64V63H203ZM203 64H201L202 65V67H204L203 66ZM226 64V63H225ZM224 64V65H225ZM205 65V64H204ZM55 66V65H54ZM53 66V67H54ZM78 66V65H77ZM84 66V65H83ZM121 66H124L125 68L126 67H129V68H126V69H124L125 70V72L122 74V71H121V69H122V67ZM192 66L194 67L193 69H195V68H197L196 67V65L195 64H192ZM205 66H207V65H205ZM214 66V65H213ZM243 66V65H242ZM263 66V65H262ZM188 67H190L189 65H188ZM208 67V66H207ZM219 67V66H218ZM58 68H59V66H58ZM210 68V67H209ZM209 68L207 69V70H209ZM225 68H228V67H225ZM101 69V70H100ZM190 69V68H189ZM199 69H201V68H199ZM205 69V68H204ZM213 69H214V67H213ZM212 69V70H213ZM218 69V68H217ZM230 69V68H229ZM253 69V68H252ZM223 70H224V68H223ZM233 70V69H232ZM241 70V69H240ZM250 70V69H249ZM194 71H196V70H194ZM201 71V70H200ZM199 71V72H200ZM205 71H206V69H205ZM255 71H257L256 69H255ZM191 72L193 73V71L191 70ZM198 72V73H199ZM203 72V71H202ZM222 71H219V73L222 75V73H221ZM197 73V72H196ZM201 73V72H200ZM211 73V72H210ZM217 73V75H219L218 74V72H215V74ZM262 73V72H261ZM264 73V72H263ZM150 74V76H151V79H147V77H148V75ZM208 74V73H207ZM212 75H213V72L211 73ZM214 74V75H215ZM231 74V73H230ZM238 74V73H237ZM259 74V73H258ZM206 75V74H205ZM209 75V74H208ZM61 76V75H60ZM63 76H64V74H63ZM203 76V75H202ZM202 76H200V77H202ZM55 77V76H54ZM58 77V76H57ZM195 77V76H194ZM197 77V76H196ZM209 77V76H208ZM211 77V76H210ZM230 77V76H229ZM255 77H256V75H255ZM257 77H258V75H257ZM198 78V77H197ZM216 78H218L217 76H216ZM220 78H221V76H220ZM240 78V77H239ZM260 78L261 79H263V77L262 76H260ZM192 79V78H191ZM195 79V78H194ZM193 79V80H194ZM199 79V78H198ZM204 79H206V78H204ZM208 79V78H207ZM213 79H215V78H213ZM222 79V78H221ZM227 79V78H226ZM241 79V78H240ZM244 79V78H243ZM248 79V78H247ZM246 79V80H247ZM259 79V78H258ZM261 79H259V81L261 80ZM192 80V81H193ZM219 81H221L220 79H218ZM229 80V79H228ZM227 80V81H228ZM234 80V79H233ZM235 80H237V79H235ZM239 80V79H238ZM255 80V79H254ZM20 81V80H19ZM195 81H198L197 79H195ZM201 81V80H200ZM208 81V80H207ZM206 81V82H207ZM222 81H224V79L222 80ZM232 81V80H231ZM249 81H251V80H249ZM258 81V82H259ZM262 81V80H261ZM202 82V81H201ZM209 82V81H208ZM215 82V81H214ZM217 82V81H216ZM226 82V81H225ZM224 82V83H225ZM241 82H242V79H241ZM203 83H204V81H203ZM218 83V82H217ZM222 82H220V84H221ZM236 83V82H235ZM243 83V82H242ZM242 83H241V85H242ZM257 83V82H256ZM256 83H255V85H256ZM263 83H264V80H263ZM199 84H200V82H199ZM208 84V83H207ZM206 84V85H207ZM210 84H213V83H211L210 82ZM223 84V83H222ZM225 84H227V83H225ZM229 84V83H228ZM228 84H227V86H228ZM246 84H247V82H246ZM245 84V85H246ZM249 84V83H248ZM251 84H254V83H252L251 82ZM22 87H21V86ZM64 85H66V84H64ZM192 85V84H191ZM201 85V84H200ZM233 85V84H232ZM259 85V84H258ZM262 85V84H261ZM69 86V85H68ZM197 86V85H196ZM202 86V85H201ZM204 86H205V83H204ZM211 87H212V85H210ZM234 86H236V85H234ZM249 86V85H248ZM253 86V85H252ZM257 86V85H256ZM21 87V88H20ZM26 88V89H28L29 87H31V91L29 92V100H28V102H27V104L26 105H28V106H33V114L31 115V116H29V117H26L25 115H23L22 113H25V112H22V113H20V111H19V115H17L16 113H17V111H18V105H16L13 101H10V98H11V94L14 92V91H16V90H19L20 91V93H19V95H17L16 97L17 98H20L21 96H22V94H23V91H24V88ZM73 87V86H72ZM193 87V86H192ZM197 87H199V85L197 86ZM196 87V88H197ZM209 87V86H208ZM214 87V86H213ZM216 87V86H215ZM220 87V86H219ZM238 87V86H237ZM250 87V86H249ZM248 87V88H249ZM68 88V87H67ZM205 88H206V86H205ZM216 88H218V86L216 87ZM239 88V87H238ZM241 88H242V86H241ZM240 88V89H241ZM246 88V87H245ZM247 88V89H248ZM263 88H264V86H263ZM189 89V88H188ZM194 89V88H193ZM192 89V90H193ZM212 90H213V88H211ZM211 89H209L210 91H211ZM215 89V88H214ZM231 89H232V87H231ZM250 89V88H249ZM252 89V88H251ZM202 90V89H201ZM220 90V89H219ZM224 90V89H223ZM260 90V89H259ZM263 90V89H262ZM18 91V92H19ZM51 91H53V90H51ZM54 91H55V89H54ZM72 91V90H71ZM194 91V90H193ZM209 91V92H210ZM228 91V90H227ZM230 91V90H229ZM229 91H228V93H229ZM246 91V90H245ZM244 91V92H245ZM249 91V90H248ZM247 91V92H248ZM187 92V91H186ZM185 92V93H186ZM189 92V91H188ZM190 92H192V91H190ZM194 92H196V91H194ZM199 92H200V90H199ZM204 92V91H203ZM203 92H201V93H199V94H202ZM236 92V91H235ZM263 92H264V90H263ZM262 91L261 92H258L257 91V93H263ZM68 93V92H67ZM197 93H198V90H197ZM212 93H213V91H212ZM215 93H216V90H215ZM224 93V92H223ZM241 92H239V90H238V94L237 95H239ZM251 93V92H250ZM254 93V92H253ZM60 94V93H59ZM63 94H64V92H63ZM66 94V93H65ZM65 94L63 95V96H65ZM184 94V93H183ZM187 94V93H186ZM193 94V93H192ZM198 94V95H199ZM207 94V93H206ZM205 94V95H206ZM211 94V93H210ZM221 94H222V91H221ZM245 94H246V92H245ZM248 94H249V92H248ZM7 95V94H6ZM25 95H27V93L25 94ZM61 95V94H60ZM67 95V94H66ZM70 95V94H69ZM189 95V94H188ZM196 95V94H195ZM194 94H193V96H195ZM203 95L204 94H202V96H200L201 98L203 97ZM209 95V94H208ZM204 96V97H209V96ZM215 95V94H214ZM223 95V94H222ZM226 95H228V94H226ZM232 95V94H231ZM230 95V96H231ZM253 95H257V94H253ZM56 96V95H55ZM82 96V95H81ZM186 96V95H185ZM185 96H183V97H185ZM192 96V97H193ZM216 96H217V93H216ZM218 96H220V95H218ZM233 96V95H232ZM235 96V95H234ZM246 96V95H245ZM260 96H261V94H260ZM262 96H264V95H262ZM58 97V96H57ZM56 97V98H57ZM77 97V96H76ZM188 97H190V96H188ZM199 97V96H198ZM199 97V98H200ZM212 97V95H210V98ZM235 97H237V96H235ZM249 98H250V96H248ZM254 97V96H253ZM252 97V98H253ZM259 97V96H258ZM16 98V99H17ZM60 97H58V99H59ZM216 98V97H215ZM214 98V99H215ZM229 98V97H228ZM244 98V97H243ZM73 99V98H72ZM180 99L181 98H179V101H180ZM185 99V98H184ZM184 99H181V100H183V102H184ZM222 98H220V100H221ZM230 99V98H229ZM233 99H234V97H233ZM240 99V98H239ZM255 99V98H254ZM254 99H251V100H253L254 101ZM60 100V99H59ZM83 100V99H82ZM187 100V99H186ZM194 100V99H193ZM205 100V99H204ZM203 100V101H204ZM210 100H212V99H210ZM216 100H218L219 101V99H217L216 98ZM225 100H227L226 99V96H225ZM15 101V100H14ZM79 101V100H78ZM81 101V100H80ZM177 101V100H176ZM188 101V100H187ZM196 101V100H195ZM200 101H201V99H200ZM206 101H209L208 99L206 100ZM222 101V100H221ZM223 101H224V99H223ZM243 101H244V99H243ZM248 101H250V100H248L247 99V101H245V102H248ZM71 102V101H70ZM181 102V101H180ZM199 102V101H198ZM212 102V101H211ZM228 102V101H227ZM234 102H236V101H234ZM240 102V101H239ZM256 102V101H255ZM185 103H187V102H185ZM194 103V102H193ZM192 103V104H193ZM205 103V102H204ZM226 102H224L223 104H225ZM237 103V102H236ZM236 103H235V105H236ZM188 105H189V103H187ZM186 104V105H187ZM198 103H196L195 104V107H196V105H197ZM209 104V103H208ZM217 104V103H216ZM220 104V103H219ZM227 104V103H226ZM231 104L233 105V103L231 102ZM26 105H25V107H26ZM176 105H178V104H176ZM180 105V104H179ZM191 105V104H190ZM201 105H203V103L201 104ZM207 105V104H206ZM228 105V104H227ZM238 105V104H237ZM240 105V104H239ZM250 105V104H249ZM181 106H182V104H181ZM200 106V105H199ZM198 106V107H199ZM205 106V105H204ZM221 106V105H220ZM224 106V105H223ZM228 106H230V105H228ZM227 106V107H228ZM176 107V106H175ZM175 107H174V109H175ZM186 107V106H185ZM187 107H189V106H187ZM194 107V106H193ZM198 107H197V109H198ZM206 107V106H205ZM232 107V106H231ZM238 107V106H237ZM180 108V107H179ZM202 108V107H201ZM234 108V107H233ZM233 108H232V110H233ZM256 108V107H255ZM27 109V108H26ZM105 110L104 112H102L101 113V111L102 110ZM181 109V108H180ZM188 109V108H187ZM195 109V108H194ZM206 109V108H205ZM229 109V108H228ZM227 109V110H228ZM239 109V108H238ZM261 109H263V108H261ZM177 110V109H176ZM199 110V109H198ZM231 109H229L228 111H230ZM182 111V110H181ZM184 111V110H183ZM200 111V110H199ZM227 111V112H228ZM258 111V110H257ZM177 112H178V110H177ZM186 112V111H185ZM196 112H197V110H196ZM249 112L252 114V112H251V110H249ZM262 112V111H261ZM106 113V114H105ZM179 113V112H178ZM182 114H184L183 112H181ZM187 113V112H186ZM193 113H195V112H193ZM249 113V114H250ZM256 113V112H255ZM254 112H253V114H255ZM182 114H180V116L182 115ZM244 114V113H243ZM247 114V113H246ZM250 114V115H251ZM258 114V113H257ZM259 114H260V111H259ZM174 115V114H173ZM185 115V114H184ZM190 115H191V113H190ZM196 115V114H195ZM235 115V114H234ZM262 115V114H261ZM260 115V116H261ZM177 116V115H176ZM179 116V115H178ZM179 116V117H180ZM194 116V115H193ZM192 116V117H193ZM202 116V115H201ZM236 116H237V114H236ZM251 116H253V115H251ZM264 116V115H263ZM261 117L262 119L264 118V117ZM182 117V116H181ZM185 117V116H184ZM187 117V116H186ZM190 117V116H189ZM188 117V118H189ZM196 117H197V115H196ZM243 117H245V116H243ZM166 118H165V120H166ZM178 118V117H177ZM183 118V117H182ZM241 118V117H240ZM258 118H260V117H258ZM261 118H260V120H261ZM173 119V118H172ZM175 119V118H174ZM238 119V118H237ZM242 119V118H241ZM246 119V118H245ZM250 119V118H249ZM257 119V118H256ZM168 120V119H167ZM171 120V119H170ZM177 120V119H176ZM185 120H187L186 118H185ZM191 120V119H190ZM189 119H188V121H190ZM252 120H254V119H252ZM259 120V121H260ZM169 121V120H168ZM180 122L181 120H177V122ZM245 121H247V120H245ZM263 121V120H262ZM39 122H41V123H43V130H42V133L41 132H38L37 130H34V129H32L30 126H31V124H33V123H39ZM182 122V121H181ZM181 122H180V125H181ZM185 122V121H184ZM184 122H182V123H184ZM202 122V121H201ZM164 123H165V121H164ZM252 123V122H251ZM115 124H117V125H121V126H119V127H117V135H115L114 136V138H113V142L114 143H122L121 141H123V140H125V146H127V148H128V151H129V158H128V156H126L128 159H126V161H123L122 160V158H121V160L120 159H118V157H120L119 155H121V153L120 154H118L119 152V150L116 152V150H113V156H114V158L117 160V162L115 163V161L113 160V159H110V163L108 164V163H103L102 161H101V154L106 150V148H108V147H110L111 145H110V139H111V136L113 135V125H115ZM174 124V123H173ZM186 125H187V123H185ZM184 124V125H185ZM244 124V123H243ZM242 125V124H241ZM250 125V124H249ZM36 126V125H35ZM34 126V127H35ZM133 127V126H132ZM176 127V126H175ZM178 127V126H177ZM258 127V126H257ZM224 128V127H223ZM259 128V127H258ZM264 128V127H263ZM92 129H94V132L93 133H91V134H88ZM256 129V128H255ZM67 130H69V134L68 133H66V131ZM248 130V129H247ZM190 131V130H189ZM196 131V130H195ZM214 131V130H213ZM220 131V130H219ZM264 131V130H263ZM186 132H188L187 130H186ZM192 132V131H191ZM191 132H190V134H191ZM226 132V131H225ZM224 132V133H225ZM214 133V132H213ZM250 133H252L251 131H250ZM261 133V132H260ZM66 134V135H65ZM214 134H216V133H214ZM225 134H227V133H225ZM67 135H69V136H72V135H81V137H82V139H83V142L85 143V145H82V146H80L79 148H77L73 153H71L70 151H69V148L66 146V148L64 149V148H62L63 146L61 145V141H62V139H65V136L67 137ZM188 135V134H187ZM165 136V135H164ZM164 136H162V138H165ZM190 136V135H189ZM233 136H235V135H233ZM74 137V136H73ZM72 137V138H73ZM172 137H175V136H172ZM177 137V136H176ZM176 137L174 138V139H176ZM193 137V136H192ZM191 137V138H192ZM224 137V136H223ZM231 137V136H230ZM181 138H184V137H180V139ZM190 138V139H191ZM197 138V137H196ZM203 138V137H202ZM219 138V137H218ZM75 139V138H74ZM157 139H159V138H157ZM171 139V138H170ZM170 139H168V140H170ZM179 139V140H180ZM198 139V138H197ZM243 139V138H242ZM183 140H185V139H183ZM218 140V139H217ZM225 140H226V138H225ZM229 140H231V139H229ZM256 140H258V139H256ZM68 141V140H67ZM81 141V140H80ZM186 141V140H185ZM202 141H203V139H202ZM216 141V140H215ZM237 141V140H236ZM252 141H254V140H252ZM159 142H160V140H159ZM166 142V141H165ZM172 142V141H171ZM177 142V141H176ZM188 142H189V139H188ZM196 142V141H195ZM195 142H194V144H195ZM199 142V141H198ZM197 142V143H198ZM204 142V141H203ZM241 142V141H240ZM259 142V141H258ZM262 142V141H261ZM50 144V148L51 149H49V147H48V149L49 150H47V148H46V146H48L49 144ZM164 143V142H163ZM190 143H192V142H190ZM200 143V142H199ZM249 143V142H248ZM48 144V145H47ZM66 144V143H65ZM64 144V145H65ZM124 144V143H123ZM158 144V143H157ZM161 144V143H160ZM164 144H166V143H164ZM170 144V143H169ZM202 144V143H201ZM232 144H233V142H232ZM231 144V145H232ZM200 145V144H199ZM198 145V146H199ZM214 146H215V144H213ZM212 145V146H213ZM235 145H237V143L235 144ZM234 145V146H235ZM242 145V144H241ZM240 145V146H241ZM258 145V144H257ZM70 146H71V144H70ZM154 146H156V145H154ZM161 147H162V145H160ZM177 146V145H176ZM200 146H202V145H200ZM73 147V146H72ZM149 147H152V144L149 146ZM148 147V148H149ZM159 147V146H158ZM166 146H164L163 148H165ZM195 147V146H194ZM197 147V146H196ZM237 147V146H236ZM242 147V146H241ZM257 147V146H256ZM259 147V146H258ZM262 147V146H261ZM111 148V147H110ZM156 148V147H155ZM162 148V149H163ZM169 148V147H168ZM188 148H190V147H188ZM218 148V147H217ZM221 148V147H220ZM247 148H249V146H247ZM264 148V147H263ZM62 149H64V150H62ZM160 149V148H159ZM161 149V150H162ZM169 149H173L172 148V146H171V148H169ZM183 149V148H182ZM243 149V148H242ZM252 149V148H251ZM152 150V149H151ZM156 150V149H155ZM177 150H179L178 148H177ZM223 150V149H222ZM233 151H234V149H232ZM261 150V149H260ZM127 151V150H126ZM157 151V150H156ZM165 151H167V147H166V150ZM173 151V150H172ZM185 151H186V149H185ZM193 151V150H192ZM237 151V150H236ZM262 151V150H261ZM121 152V151H120ZM122 152H124V151H122ZM169 152H171V150L169 151ZM191 151H189V153H190ZM213 152V151H212ZM244 152V151H243ZM250 152V151H249ZM257 152V151H256ZM263 152H264V150H263ZM111 153V152H110ZM163 153V152H162ZM161 153V154H162ZM187 153V152H186ZM192 153V152H191ZM66 154H68L69 156L67 157L68 158V160H66V161H69L68 162V164L69 165H67V168H68V166H69V168L66 170V169H64V168H61V166H60V163H61V161H64V159H65V157H66ZM109 154V153H108ZM149 154V153H148ZM156 154V153H155ZM159 154V153H158ZM161 154H159V156H161ZM165 154V153H164ZM180 154H182L181 152H180ZM184 154V153H183ZM194 154V153H193ZM214 154V153H213ZM251 154V153H250ZM253 154V153H252ZM251 154V155H252ZM260 154V153H259ZM123 155H125V154H123ZM127 155V154H126ZM167 155H169V154H167ZM174 155V154H173ZM191 155V154H190ZM215 155V154H214ZM108 156V155H107ZM110 156V155H109ZM151 156H152V154H151ZM164 156V155H163ZM172 156V155H171ZM175 156V155H174ZM173 156V157H174ZM176 156H177V153H176ZM188 156V155H187ZM222 156V155H221ZM246 156V155H245ZM169 156H167V157H165V158H168ZM210 157V156H209ZM215 157L216 156H214V159H215ZM247 157V156H246ZM259 157V156H258ZM263 158H264V156H262ZM108 158H110V157H108ZM177 158V157H176ZM179 158V157H178ZM185 158V157H184ZM187 158V157H186ZM237 158V157H236ZM106 159H107V157H106ZM147 159H152V158H149V157H147ZM147 159H146V161H147ZM154 159V158H153ZM163 159V158H162ZM169 159V158H168ZM167 159V160H168ZM206 159V158H205ZM218 159H219V157H218ZM223 159H225V158H223ZM232 159V158H231ZM238 159V158H237ZM246 159V158H245ZM250 159V158H249ZM261 159V158H260ZM259 159V160H260ZM125 160V159H124ZM154 160H157L156 158L154 159ZM159 160V159H158ZM175 160V159H174ZM173 160V161H174ZM258 160V159H257ZM150 161V160H149ZM149 161H148V163H149ZM164 161H165V159H164ZM169 162H170V160H168ZM179 161V160H178ZM244 161V160H243ZM254 161H256V160H254ZM108 162V161H107ZM169 162L168 163H166L167 165H169ZM176 162H177V160H176ZM228 162V161H227ZM230 162V161H229ZM251 162H253V161H251ZM250 162V163H251ZM143 163V162H142ZM155 163V162H154ZM158 163V162H157ZM161 162H159V164H160ZM163 163V162H162ZM236 163V162H235ZM234 163V164H235ZM243 163V162H242ZM245 163V162H244ZM250 163H248V164H250ZM255 163V162H254ZM262 163V162H261ZM158 164V165H159ZM187 164H189V163H187ZM240 164V163H239ZM238 164V165H239ZM247 164V163H246ZM245 164V165H246ZM253 163H251V165H252ZM66 165V164H65ZM147 165H149V164H147ZM154 166H155V164H153ZM164 165V164H163ZM172 165V164H171ZM176 165V164H175ZM225 165V164H224ZM244 165V164H243ZM261 165V164H260ZM134 167H135V165H133ZM142 166H144V164L142 165ZM149 166H151V165H149ZM153 166V167H154ZM185 166V165H184ZM187 166V165H186ZM185 166V167H186ZM258 165L256 164V166L255 167H257ZM157 167V166H156ZM159 167V166H158ZM166 166H164V167H162V168H164L165 170H167L166 168H165ZM171 167V166H170ZM170 167H168V168H170ZM189 167V166H188ZM227 167V166H226ZM247 167V166H246ZM143 168V167H142ZM141 168V170H143ZM144 168H145V166H144ZM151 168V167H150ZM162 168H161V170H162ZM187 168V167H186ZM213 168H215V167H213ZM212 168V169H213ZM217 168H218V166H217ZM238 168V167H237ZM242 168V167H241ZM240 168V169H241ZM245 168V167H244ZM264 168V167H263ZM115 169H114V171H115ZM136 169V168H135ZM146 169V171H147V168H145ZM157 169H159V168H157ZM189 169V168H188ZM187 169V170H188ZM221 169H222V167H221ZM230 169V168H229ZM228 169V170H229ZM259 169V168H258ZM122 170V169H121ZM160 170V171H161ZM223 170V169H222ZM125 171V172H126ZM152 171V170H151ZM218 170L216 169V172H217ZM224 172H225V170H223ZM237 171V170H236ZM261 171V170H260ZM122 172V171H121ZM222 172V171H221ZM246 172V171H245ZM114 173V172H113ZM111 174V175H114V174ZM118 173V172H117ZM137 173V172H136ZM138 173H139V171H138ZM142 173V172H141ZM146 173V172H145ZM150 173V172H149ZM148 173V174H149ZM155 173H157V172H155ZM155 173H154V176H155ZM230 173H231V171H230ZM233 173V172H232ZM242 173H243V171H242ZM120 174V173H119ZM127 174V173H126ZM147 174V175H148ZM217 174V173H216ZM220 174V173H219ZM218 174V175H219ZM229 174V173H228ZM227 174V175H228ZM128 175H130V174H128ZM133 175H135V174H133ZM145 175V174H144ZM146 175V176H147ZM150 175H152L151 173H150ZM149 175V176H150ZM191 175V174H190ZM224 175V174H223ZM236 175H237V172H236ZM239 175H240V173H239ZM245 175V174H244ZM247 175V174H246ZM253 175H255V174H253ZM118 176V175H117ZM220 176V175H219ZM222 176V175H221ZM230 176V175H229ZM229 176H228V178H229ZM238 176V175H237ZM250 176V175H249ZM252 176V175H251ZM119 177H121L120 175H119ZM128 177V176H127ZM137 177V176H136ZM136 177H134V178H136ZM145 177V176H144ZM151 177V176H150ZM217 177V176H216ZM223 177V176H222ZM225 177L227 178V176L225 175ZM224 177V178H225ZM233 177V176H232ZM231 177V178H232ZM257 177V176H256ZM260 177V176H259ZM108 178V177H107ZM118 178V177H117ZM122 178V177H121ZM130 178V177H129ZM138 178V177H137ZM136 178V179H137ZM139 178H140V176H139ZM138 178V179H139ZM146 178V177H145ZM221 178V177H220ZM237 178V177H236ZM50 179V180H51ZM109 179H112V178H110L109 177ZM115 179V178H114ZM126 179V178H125ZM124 179V180H125ZM148 179V178H147ZM147 179H145V180H147ZM191 179V178H190ZM189 179V180H190ZM234 179H235V177H234ZM238 179V178H237ZM236 179V180H237ZM23 180V179H22ZM25 180V179H24ZM49 180V181H50ZM122 180H123V178H122ZM135 180V179H134ZM140 180V179H139ZM192 180V179H191ZM233 180V179H232ZM17 181V180H16ZM28 181V180H27ZM43 181V180H42ZM106 181H107V179H106ZM109 181V180H108ZM117 181V180H116ZM118 181H119V179H118ZM128 181V180H127ZM132 181V180H131ZM136 181V180H135ZM135 181H132V182H135ZM234 181V180H233ZM238 181H242V180H238ZM244 182H245V180H243ZM256 181H257V179H256ZM19 182H21V180H19ZM26 182V181H25ZM35 182H36V180H35ZM38 182H40V181H38ZM46 182V181H45ZM113 182V181H112ZM140 182V181H139ZM142 183H143V181H141ZM140 182V184L141 185H143L142 183ZM187 182V181H186ZM189 182V181H188ZM224 182V181H223ZM228 182V181H227ZM252 182V181H251ZM9 183V182H8ZM28 183H29V181H28ZM40 183H43V182H40ZM46 183H49V182H46ZM110 183V182H109ZM121 183H122V181H121ZM127 183V182H126ZM146 183V182H145ZM219 183V182H218ZM224 183H226V182H224ZM230 183V182H229ZM242 183V182H241ZM13 185H15L14 183H12ZM18 184V183H17ZM27 184V183H26ZM39 184V183H38ZM50 184V183H49ZM59 184V185H60ZM104 184V183H103ZM118 184V183H117ZM123 184V183H122ZM125 184V183H124ZM213 184H215V182H213ZM221 184H222V182H221ZM220 184V185H221ZM251 184V183H250ZM259 184H260V182H259ZM32 185H33V183H32ZM36 185V184H35ZM125 185H127V184H125ZM129 185H131V184H129ZM136 185H138V184H136ZM148 185H149V182H148ZM223 185V184H222ZM227 185V184H226ZM232 185V184H231ZM236 185V184H235ZM234 185V186H235ZM257 185V184H256ZM5 186V185H4ZM8 186V185H7ZM20 186H22V185H20ZM28 186V185H27ZM106 186V185H105ZM110 186H112V185H110ZM116 186V185H115ZM140 186V185H139ZM138 186V187H139ZM227 186H229V185H227ZM227 186H226V188H227ZM260 186H262L261 184H260ZM259 186V187H260ZM6 187V186H5ZM8 187H10L11 188V186H8ZM16 187V186H15ZM23 187H24V185H23ZM25 187H26V185H25ZM34 187H36V186H34ZM38 187V186H37ZM61 187V188H62ZM109 187V186H108ZM127 187V186H126ZM134 187V186H133ZM138 187H137V189H138ZM144 187V186H143ZM146 187H147V183H146ZM188 187V186H187ZM221 187V186H220ZM232 187V186H231ZM257 187H258V185H257ZM18 188V187H17ZM38 188H40V187H38ZM54 188V187H53ZM57 188V187H56ZM55 188V189H56ZM124 188V187H123ZM122 188V189H123ZM128 188V187H127ZM130 188H132V186L130 187ZM226 188H224V189H226ZM3 189V188H2ZM25 189V188H24ZM64 189H63V191H64ZM108 189V188H107ZM121 189V188H120ZM121 189V190H122ZM139 189L141 190L142 188H140L139 187ZM188 189V188H187ZM234 189V188H233ZM232 189V190H233ZM260 189V188H259ZM258 189V190H259ZM4 190H6L5 188H4ZM14 190L15 189H13V192H14ZM20 190V189H19ZM37 190V189H36ZM42 190H43V188H42ZM128 190V189H127ZM130 190V189H129ZM128 190V191H129ZM135 190V189H134ZM142 190H144V189H142ZM145 190H146V188H145ZM190 190V189H189ZM229 190H230V187H229ZM253 190V189H252ZM257 190V191H258ZM8 191V190H7ZM6 191V192H7ZM9 191H12V190H9ZM125 191H126V189H125ZM193 191V190H192ZM191 191V192H192ZM195 191V190H194ZM26 192V191H25ZM58 192H59V190H58ZM57 192V193H58ZM62 192V191H61ZM130 192V191H129ZM134 192V191H133ZM143 192V191H142ZM224 192V191H223ZM227 192V191H226ZM239 192H241V191H239ZM54 193V192H53ZM52 193V194H53ZM65 193V194H66ZM104 193V192H103ZM125 193V192H124ZM128 193V192H127ZM135 193H136V190H135ZM134 193V194H135ZM145 193V192H144ZM144 193L142 194V195H144ZM196 193V192H195ZM242 193V192H241ZM1 194V193H0ZM55 194V193H54ZM61 194V193H60ZM102 194V193H101ZM116 194H117V192H116ZM132 194L133 193H131V196H132ZM136 194H139L138 192L136 193ZM239 194V193H238ZM254 194V193H253ZM259 194V193H258ZM12 195V194H11ZM50 195V194H49ZM106 195V194H105ZM141 195V196H142ZM260 195V194H259ZM40 196V195H39ZM62 196V195H61ZM109 196V195H108ZM112 196V195H111ZM118 196H120V195H118ZM121 196H122V194H121ZM136 196V195H135ZM139 195H137V197H138ZM264 195H262V197H263ZM3 197V196H2ZM5 197V196H4ZM23 197H24V194H23ZM33 197V196H32ZM35 197V196H34ZM64 197H66V196H64ZM132 197H134V196H132ZM228 197V196H227ZM231 197V196H230ZM240 197V196H239ZM247 197V196H246ZM254 197V196H253ZM256 197V196H255ZM254 197V198H255ZM261 197V196H260ZM21 198V197H20ZM26 198H29V197H27L26 196ZM31 198V197H30ZM58 198V197H57ZM67 198V197H66ZM65 198V199H66ZM115 198V197H114ZM122 198V197H121ZM140 198V197H139ZM232 198H236L235 196L234 197H232ZM6 199V198H5ZM63 199V198H62ZM72 199V198H71ZM82 199H81V201H82ZM226 199V198H225ZM246 199V198H245ZM3 200V199H2ZM7 200V199H6ZM16 200V199H15ZM30 200V199H29ZM61 200V199H60ZM66 200H68V199H66ZM102 200V199H101ZM1 201V200H0ZM19 201V200H18ZM21 201V200H20ZM22 201H23V199H22ZM41 201V200H40ZM39 201V202H40ZM53 201V200H52ZM78 201V200H77ZM99 201V200H98ZM97 201V202H98ZM106 201V200H105ZM110 201V200H109ZM116 201V200H115ZM5 202V201H4ZM25 202H27V201H25ZM42 202V201H41ZM49 202V201H48ZM66 202V201H65ZM69 202V201H68ZM67 202V203H68ZM71 202H73V201H71ZM86 202V201H85ZM84 202V203H85ZM96 202V203H97ZM223 202V201H222ZM23 203H24V201H23ZM30 203V202H29ZM32 203H33V201H32ZM53 203V202H52ZM58 203H59V201H58ZM74 204L76 203H79L80 204V202L78 201V202H76V201H74L73 202ZM88 203V202H87ZM230 203V202H229ZM232 203V202H231ZM21 204V203H20ZM69 204V203H68ZM68 204H66V205H68ZM73 204V205H74ZM75 204V205H76ZM78 204V205H79ZM114 204V203H113ZM233 204V203H232ZM231 204V205H232ZM32 205V204H31ZM60 205V204H59ZM65 205V204H64ZM71 206H72V204H70ZM69 205V206H70ZM77 205V206H78ZM83 205V204H82ZM27 206H28V204H27ZM33 206V205H32ZM42 206V205H41ZM86 206V205H85ZM88 206V205H87ZM227 206V205H226ZM75 207V206H74ZM81 207V206H80ZM84 207V206H83ZM241 207V206H240ZM22 208V207H21ZM24 208V207H23ZM34 208H35V206H34ZM33 208V209H34ZM59 208V207H58ZM65 208H67V206L65 207ZM65 208H63V209H65ZM218 208V207H217ZM221 209H222V207H220ZM234 208H236V207H234ZM239 208V207H238ZM15 209V208H14ZM27 209V208H26ZM39 209V208H38ZM37 209V210H38ZM43 209V208H42ZM41 209V210H42ZM56 209V208H55ZM82 209V208H81ZM179 209V208H178ZM219 209V208H218ZM226 209V208H225ZM232 209H233V207H232ZM241 209V208H240ZM3 210V209H2ZM48 210V209H47ZM71 210V209H70ZM105 210V209H104ZM212 210H214V209H212ZM254 210V209H253ZM259 210H260V208H259ZM43 211H45V210H43ZM52 211H53V209H52ZM79 211V210H78ZM84 210H82V212H83ZM90 211H91V209H90ZM89 211V212H90ZM97 211V210H96ZM118 211H119V209H118ZM121 211V210H120ZM238 211V210H237ZM21 212H23V210L21 211ZM20 212V213H21ZM36 212V211H35ZM49 212V211H48ZM60 212H62V211H60ZM65 211H63V213H64ZM73 212V211H72ZM75 212V211H74ZM74 212H73V214H74ZM88 211L86 212V213H88V214H91V213H89ZM98 212V211H97ZM100 212V211H99ZM113 212V211H112ZM209 212V211H208ZM214 212V211H213ZM241 212V211H240ZM262 212V211H261ZM30 213H33V212H30ZM70 213V212H69ZM76 213V212H75ZM80 213H81V211H80ZM85 213V212H84ZM86 213H85V215H86ZM119 213V212H118ZM198 213V212H197ZM212 213V212H211ZM215 213V212H214ZM223 213V212H222ZM225 213V212H224ZM34 214V213H33ZM31 215V216H34V215ZM37 214H39V213H37ZM48 214V213H47ZM53 214H55V213H53ZM65 214H67V213H65ZM64 214V215H65ZM77 215H78V212L76 213ZM93 214V213H92ZM199 214H201V213H199ZM204 214V213H203ZM228 214V213H227ZM59 215V214H58ZM82 216H84L83 215V213L81 214ZM80 215V217H82ZM202 215V214H201ZM212 215V214H211ZM236 215V214H235ZM243 215V214H242ZM245 215H246V212H245ZM18 216V215H17ZM54 216V215H53ZM52 216V217H53ZM57 216V215H56ZM56 216H54L55 217V219H56ZM62 216V215H61ZM69 216V215H68ZM70 216H72V215H70ZM75 216V215H74ZM88 216H90V215H88ZM87 216V217H88ZM97 216V215H96ZM215 216H216V214H215ZM223 217H224V215H222ZM238 216V215H237ZM244 216V215H243ZM21 217H23L24 218V216L22 215ZM45 217H47V216H45ZM44 217V218H45ZM67 217V216H66ZM107 217V216H106ZM212 217V216H211ZM219 217V216H218ZM222 217V218H223ZM229 217V216H228ZM255 217V216H254ZM28 218V217H27ZM31 218V217H30ZM62 218V217H61ZM64 218V217H63ZM72 218V217H71ZM76 218H77V216H76ZM75 218V219H76ZM83 218V217H82ZM90 218V217H89ZM93 218V217H92ZM94 218H95V216H94ZM93 218V219H94ZM105 218V217H104ZM258 218V217H257ZM256 218V219H257ZM24 219H26V218H24ZM33 219V218H32ZM40 219V218H39ZM42 219V221L43 220H45V219H43V218H41ZM41 219L39 220V221H41ZM47 219V218H46ZM79 219V218H78ZM96 219H98V217H96ZM199 219H200V217H199ZM199 219H198V221H199ZM206 219V218H205ZM216 219V218H215ZM221 219V218H220ZM17 220V219H16ZM29 220V219H28ZM34 220V219H33ZM62 220H64V219H62ZM66 220V219H65ZM71 220V219H70ZM92 220V219H91ZM90 220V221H91ZM99 220H101V219H99ZM209 220V219H208ZM228 220V219H227ZM239 220V219H238ZM26 221V220H25ZM32 221V220H31ZM46 221V220H45ZM49 221V220H48ZM48 221H47V223H48ZM52 221V220H51ZM50 221V222H51ZM68 221V220H67ZM72 221V220H71ZM95 221V220H94ZM102 221V220H101ZM196 221V220H195ZM250 221V220H249ZM55 222V221H54ZM62 222V221H61ZM76 222H82V220L81 221H76ZM103 222V221H102ZM108 222V221H107ZM197 222V221H196ZM212 222H213V220H212ZM230 222H231V220H230ZM238 222V221H237ZM252 222V221H251ZM45 223V222H44ZM46 223V224H47ZM59 223V222H58ZM70 223V222H69ZM84 224H85V222H83ZM83 223H81V224H83ZM95 222H93L92 221V225L94 224ZM100 223V222H99ZM200 223V222H199ZM203 223V222H202ZM209 223V222H208ZM218 223V222H217ZM54 224L55 223H52V225L54 226ZM62 224H64L63 222H62ZM72 224V223H71ZM87 224V223H86ZM205 224V223H204ZM32 225H34V224H32ZM35 225H36V223H35ZM37 225H38V221H37ZM50 225V224H49ZM77 225H79V224H77ZM89 225V224H88ZM188 225V224H187ZM196 225V224H195ZM216 225V224H215ZM219 225V224H218ZM228 225V224H227ZM234 225V224H233ZM232 225V226H233ZM26 226H28V225H26ZM64 226H66L65 224H64ZM69 226H71V225H69ZM91 226V225H90ZM221 226V225H220ZM237 226H239V225H237ZM22 227V226H21ZM30 227V226H29ZM43 227V226H42ZM47 227V225H45V228ZM55 227V226H54ZM54 227H52V228H54ZM77 227V226H76ZM76 227H74V228H76ZM85 226H83V228H84ZM98 227V226H97ZM100 227V226H99ZM189 227V226H188ZM211 227V226H210ZM213 227V226H212ZM215 227H217V226H215ZM230 226H228L227 228H229ZM18 228V227H17ZM16 228V229H17ZM49 228V227H48ZM51 228V229H52ZM56 228V227H55ZM58 228V227H57ZM62 228H63V226H62ZM81 228V227H80ZM202 228V227H201ZM250 228V227H249ZM252 228V227H251ZM255 228V227H254ZM37 229V228H36ZM41 229V228H40ZM69 229V228H68ZM67 228H66V230H68ZM86 229V228H85ZM91 229V228H90ZM89 229V230H90ZM206 229H208V228H206ZM205 229V230H206ZM215 229V228H214ZM214 229H213V231H214ZM243 229V228H242ZM30 230V229H29ZM45 230V229H44ZM58 230V229H57ZM63 230V229H62ZM62 230H59V231H62ZM65 230V231H66ZM84 230V229H83ZM82 230V231H83ZM199 230V229H198ZM209 230V229H208ZM219 230H220V228H219ZM18 231V230H17ZM28 231V230H27ZM32 231H34L33 229H32ZM39 231V230H38ZM43 231V230H42ZM47 231V230H46ZM64 231V230H63ZM62 231V232H63ZM71 231V230H70ZM81 231V232H82ZM234 231H235V229H234ZM245 231V229L242 231V232H244ZM26 232V231H25ZM29 232V231H28ZM27 232V233H28ZM31 232V231H30ZM28 233L29 235L31 234V233ZM57 232V231H56ZM89 232V231H88ZM211 232V231H210ZM19 233H20V231H19ZM22 233H23V231H22ZM44 233V232H43ZM46 233V232H45ZM237 233V232H236ZM236 233H235V235H236ZM26 234V233H25ZM35 234H39L40 235V233H35ZM50 234V233H49ZM57 234V233H56ZM66 234H67V232H66ZM83 234V233H82ZM187 234V233H186ZM19 235V234H18ZM50 235H52V234H50ZM65 235V234H64ZM71 235V234H70ZM78 235V234H77ZM80 235V234H79ZM79 235H78V237H79ZM14 236H16V235H14ZM54 236V235H53ZM76 236V235H75ZM84 237H85V235H83ZM212 236V235H211ZM238 236H240L239 234H238ZM245 236V235H244ZM17 237V236H16ZM19 237V236H18ZM21 237V236H20ZM35 237V236H34ZM46 237V236H45ZM61 237H63V235L61 236ZM189 237V236H188ZM213 237V236H212ZM8 238V237H7ZM44 238V237H43ZM49 238V237H48ZM53 237H51V239H52ZM71 238V237H70ZM73 238V237H72ZM190 238V237H189ZM239 238V237H238ZM248 238V237H247ZM15 239V238H14ZM17 239V238H16ZM28 240H29V238H27ZM45 239V238H44ZM55 239H57V238H55ZM61 239V238H60ZM63 239V238H62ZM65 239V238H64ZM69 239V238H68ZM76 239V238H75ZM86 239H88V238H86ZM241 239V238H240ZM239 239V240H240ZM32 240V239H31ZM33 240H35V242H37L36 240H37V237H36V239H34L33 238ZM46 240H47V238H46ZM45 240V241H46ZM242 240V239H241ZM244 240V239H243ZM242 240V241H243ZM246 240V239H245ZM1 241V240H0ZM11 241V240H10ZM13 241V240H12ZM20 241V240H19ZM23 241H25V240H23ZM40 241V240H39ZM52 241V240H51ZM76 241V240H75ZM247 241V240H246ZM245 241V242H246ZM30 242L31 241H29V244H30ZM33 242V241H32ZM31 242V243H32ZM41 242V241H40ZM49 242V241H48ZM63 242H64V240H63ZM70 242H71V239H70ZM69 242V243H70ZM74 242V241H73ZM77 242V241H76ZM84 242V241H83ZM87 242V241H86ZM86 242H85V244H83L84 245V247H86L85 245H87L86 244ZM188 242V241H187ZM186 242V243H187ZM5 243H8V242H5ZM10 243V242H9ZM9 243H8V247H10L9 246ZM25 243H26V241H25ZM24 243V244H25ZM39 243V242H38ZM51 243H53V242H51ZM58 243V242H57ZM61 243V242H60ZM66 243V242H65ZM68 243V244H69ZM78 243H79V241H78ZM77 243V244H78ZM248 243V242H247ZM13 244V243H12ZM12 244L10 243V245H11V247H12ZM29 244H27V245H29ZM32 244H36V243H32ZM40 244V243H39ZM45 244H48V243H45ZM68 244H66V245H68ZM79 244H82L81 242L79 243ZM17 245V244H16ZM26 245V246H27ZM37 245V244H36ZM53 245V244H52ZM72 245V244H71ZM73 245H74V243H73ZM6 246H7V244H6ZM24 246V245H23ZM22 246V247H23ZM30 246V245H29ZM40 246V245H39ZM60 246L62 247V245L60 244ZM59 246V247H60ZM259 246V245H258ZM264 246V245H263ZM3 247V246H2ZM5 247V246H4ZM14 247V246H13ZM18 247V246H17ZM25 247V246H24ZM32 247V246H31ZM30 247V248H31ZM35 247V246H34ZM37 247V246H36ZM48 247V246H47ZM51 248H52V246H50ZM77 247V246H76ZM82 247V246H81ZM83 247V248H84ZM25 248H28V247H25ZM29 248V250L28 251H31V249ZM55 248V247H54ZM64 248V247H63ZM89 248V247H88ZM87 248V249H88ZM98 248V247H97ZM7 248H5V250H6ZM16 249V248H15ZM24 249V248H23ZM33 249V248H32ZM39 249V248H38ZM67 250H68V248H66ZM66 249H65V251H66ZM70 249V248H69ZM79 249H81V248H79ZM245 249H246V247H245ZM8 250V249H7ZM18 250V249H17ZM20 250V249H19ZM24 250H26V249H24ZM23 250V251H24ZM40 250V249H39ZM38 250V251H39ZM58 250V249H57ZM57 250H54V252L55 251H57ZM84 250V249H83ZM82 250V251H83ZM90 250H91V248H90ZM97 250V249H96ZM256 250H257V248H256ZM255 250V248H254V251H256ZM42 251V250H41ZM50 251H52V249H50ZM73 251V250H72ZM87 251H89V250H87ZM246 250H244V252H245ZM3 252H6V251H3ZM11 252V251H10ZM24 252H26V251H24ZM33 252V251H32ZM37 252V251H36ZM58 252V251H57ZM67 252V251H66ZM65 252V253H66ZM97 252H99V251H97ZM249 251H246L245 253H248ZM0 253H1V251H0ZM9 253V252H8ZM38 253H40V251L38 252ZM60 253V252H59ZM62 253V252H61ZM94 253V252H93ZM100 253V252H99ZM244 253V254H245ZM259 253V252H258ZM2 254V253H1ZM0 254V255H1ZM11 254V253H10ZM15 254V253H14ZM17 254V253H16ZM15 254V255H16ZM27 254H28V252H27ZM32 254V253H31ZM35 254V253H34ZM34 254H33V256H34ZM37 254V253H36ZM35 254V255H36ZM50 254V253H49ZM68 254V253H67ZM78 254V253H77ZM87 254V253H86ZM251 254V253H250ZM252 254H253V252H252ZM6 255H8V254H6ZM54 255V254H53ZM56 255V254H55ZM62 255H63V253H62ZM79 255H80V253H79ZM95 255V254H94ZM231 255V254H230ZM229 255V256H230ZM257 255V254H256ZM4 256H5V253H4ZM3 256V257H4ZM22 256V255H21ZM25 256V260L24 261H21L22 263H24V262H26V255H24ZM32 256V257H33ZM37 256V255H36ZM48 256V255H47ZM57 256V255H56ZM83 256V255H82ZM82 256H80L81 257V261H83L82 259ZM240 256V255H239ZM248 256V255H247ZM253 256V255H252ZM263 256V255H262ZM2 257V256H1ZM8 257V256H7ZM10 257V256H9ZM13 257V256H12ZM29 257V256H28ZM27 257V258H28ZM43 256H41V258H42ZM53 257V256H52ZM60 257V256H59ZM84 257V256H83ZM91 257V256H90ZM264 257V256H263ZM6 258V257H5ZM14 258V257H13ZM22 258H24V257H22ZM35 258V257H34ZM49 258V257H48ZM57 258V257H56ZM64 259H66L67 260V258H65V257H63ZM69 258V257H68ZM74 258V257H73ZM234 258H236V257H234ZM1 260H2V258H0ZM9 259V258H8ZM16 259V258H15ZM20 259V258H19ZM18 259V260H19ZM52 260L54 259V257L53 258H51ZM58 259V258H57ZM56 259V260H57ZM59 259H61L62 260V258H59ZM84 259H86V258H84ZM239 259H241V258H239ZM250 259V258H249ZM256 259V258H255ZM258 259V258H257ZM1 260H0V263H1ZM6 260H7V258H6ZM17 260V259H16ZM27 260H29V259H27ZM38 260V259H37ZM36 260V261H37ZM48 260H50V259H48ZM55 260V259H54ZM79 260V259H78ZM245 260H247V257H246V259ZM259 260V259H258ZM264 260V259H263ZM10 261V260H9ZM13 261V260H12ZM12 261H10V262H12ZM33 262H34V260H32ZM31 261V262H32ZM44 261V264H45V262H46V260H43ZM43 261H42V263H43ZM68 261V260H67ZM202 260H200L199 262H201ZM238 261V260H237ZM262 261V260H261ZM261 261L259 262L260 264H263V263H261ZM6 262V261H5ZM7 262H8V260H7ZM18 262H20V261H18ZM54 262V261H53ZM57 262V261H56ZM55 262V263H56ZM59 262V261H58ZM57 262V263H58ZM73 262V261H72ZM72 262H70V264L72 263ZM77 262V261H76ZM243 262H245V261H243ZM247 262V261H246ZM9 263V262H8ZM7 263V264H8ZM15 263V262H14ZM36 263V262H35ZM56 263V264H57ZM64 264H65V262H63ZM160 263V262H159ZM203 263H204V261H203ZM2 264V263H1ZM12 264V263H11ZM26 264H27V262H26ZM29 264H31L30 262H29ZM41 264V263H40ZM74 264V263H73ZM76 264V263H75Z\"/></svg>",
  "mask_w": 264,
  "mask_h": 264
},
{
  "label": "snow or ice",
  "instance_id": "3",
  "mask_svg": "<svg viewBox=\"0 0 264 264\" xmlns=\"http://www.w3.org/2000/svg\"><path fill=\"white\" fill-rule=\"evenodd\" d=\"M5 264H7V262H5ZM80 264H91V262H89V261H83V262H80Z\"/></svg>",
  "mask_w": 264,
  "mask_h": 264
}]
</instances>
